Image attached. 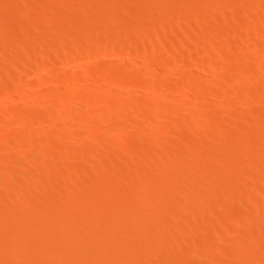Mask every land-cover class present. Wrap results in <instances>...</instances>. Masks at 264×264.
Wrapping results in <instances>:
<instances>
[{"label":"rangeland","instance_id":"rangeland-1","mask_svg":"<svg viewBox=\"0 0 264 264\" xmlns=\"http://www.w3.org/2000/svg\"><path fill=\"white\" fill-rule=\"evenodd\" d=\"M12 1V2H11ZM23 1V2H22ZM26 2V6L24 5L25 4V2ZM37 2V3H34V2ZM49 1V2H48ZM45 0V1H43V0H0V18H4L6 15H7V13L8 12H10L8 9H11L12 8V11H13V13L8 17V18H5V19H3V21H0V73L2 74H0V105H1V107H0V109L2 110L3 108H4V105H5V107H7L6 105L7 104H9L8 105V107L9 106H11L12 107V105L11 104H13V106L15 107V109H23V108H27V107H29L30 108V106H33L34 107V109H35V107L36 108H40L41 110H43V109H46L47 107H49V108H47V109H51L52 108V112H54V113H56L57 111H59V110H56L57 109V107H56V109H54L53 110V108L54 107H52V105H46V107H45V105H43L42 106V104H40V105H38L37 103V105L36 104H31L30 106H27L26 107V105H24V107H23V105H22V102L23 101H21V100H23L22 99V97L25 95V94H23V92H22V94H19L18 95V97H17V95L15 96V98L10 102V99H9V96H10V92H9V86L12 84L11 82H13L14 80H18V79H20V76H21V80L23 79V82L24 83H28V86L30 85V89L28 88H25L24 86H25V84H23L24 86L21 88V91L22 90H24V93H26V95H32L31 97L33 98H39V97H41L42 95H44L45 93L46 94H48V97H49V99L50 100H52V99H56V97L59 95V93L58 92H60V94H66V90H67V92L71 89V88H73L74 86L76 87V88H78L79 89V84L77 83V85H75L76 84V82L74 81V79H75V77L76 76H79V75H82V74H84L83 73V71L85 70L86 71V69L88 68V69H91V70H94V73H92V74H90L89 75V77H90V79H92V80H88V76H86L85 77V80L87 79L88 81L86 82V81H84L83 83H84V85H83V83H81L80 85V90L81 91H83L84 90V92H86V91H88L89 90V86L92 84L91 82H96L95 81V79H94V77H95V75L97 74V72H95L96 71V69H94V67H96V65L98 66V64H103V63H105V61H108V60H110V57L111 58H113V60L115 61V64L117 63V62H121V63H117L116 65L114 64V61H112L113 63H112V68L111 69H113V70H111L110 72H108V74L105 76L106 77V81H104V85H106V87H104L103 86V88L101 89V91H103V93H104V95H105V93H106V95H107V97H106V95H105V97H106V100L107 101H109L110 103L112 102V103H114V100H115V102H117V101H124V100H126V98L128 99V97H130L131 98V100H132V102L134 103V104H136V107H138L139 109H146L147 111H149L150 110V106H151V103H152V101L154 100V98H161V99H166V98H168V97H170L168 100H171L172 99V104H173V106H175V107H177V108H181V110L182 109H184V110H182V111H180L181 113L182 112H184V114H185V116L184 115H181V113L179 112L178 113V119L179 120H177V118H174V115L171 113V112H169L168 113V115L164 118V119H162V122L160 121L159 122V126L162 128V130H163V128H164V130L166 131H162V132H164V133H161V134H157V133H159L158 131H152V132H157L156 134H154V133H151V135H150V138H149V141H142L140 144L143 146L142 147V149L144 148V147H146L145 148V150H146V153L150 150L149 148H152L153 149V152H155V153H153L152 151H151V153H150V151H149V153H147V154H145V153H142V152H145V150L143 149V151H142V149L141 150H136V149H134L133 147H132V141L135 139L134 137H137V135H138V133L140 134V133H142L141 131H140V129L141 128H137V127H134V126H132V127H122V128H120L119 130H117V131H112L111 129H110V127H109V129L107 128L106 129V131H105V128H102L101 126H99V124L97 125V124H95V122L96 123H99V117L102 115V114H104L103 113V110L101 109V107L100 106H98V105H93V103L91 102V101H93V100H91L90 99V101L88 100V101H86L84 98L83 99H81V100H78V102H73L72 103V108H68L69 109V112L71 113L73 110H74V112H76V111H78V107H80V109L79 110H84V106L86 107V106H89V104L90 105H93V109H92V113L94 112V110H95V112L93 113V117H94V120H87V121H83V122H81V123H79L77 120H76V118H74V119H71V121H72V124H73V127L74 128H78V130L81 132L80 133V136L78 135V136H76V137H74V139H70L71 141L69 142V141H65L66 142V144H63L61 147H58V148H56L55 150H54V155H53V157L54 158H52V157H49L48 155H46V154H42V155H36V153L34 154L33 152H32V150H35V145L32 143V142H24V140H22V142L19 140L17 143H16V145H18V146H16L15 148L17 149V151H16V149L14 150L15 152H16V154H18L22 159H24V157L26 156V158L28 157L29 159H30V161L32 162V164L33 165H35V166H38L39 164H40V162L43 160V161H45V162H49V158L51 159V161H59V163L61 164V165H63V166H61V165H59L60 167L57 169V171H58V174H61L60 172L62 171V174H64V173H66L65 171H67L66 170V168H68V166H70L71 164H72V162H73V164H75V167H79V168H75V169H77V173L79 172L80 173V175L79 176H81L82 175V173H84V170L86 169V170H88L89 171V176H93V174L96 176V172H92V170H93V168L92 167H89V168H86L87 166H86V164H83V163H85V162H78V161H76V160H74V158H76V155L75 154H79L80 152H81V149L82 148H84V149H82V151H84L85 150V148L87 149L88 147H92V146H89V144L91 145L92 143L95 145V146H98V147H102L103 145H104V147H107V148H109L110 146V148H115L116 147V145H117V143H119L120 141H124L125 142V152H126V154L125 155H123L122 156V158H120L121 160L120 161H116V162H112V161H107V163L106 164H104L103 166H105L106 167V169H105V167H103V168H101V170L100 171H98L97 169H95L94 168V170L93 171H97V178L98 177H106L108 180H109V187H107V189L106 188H101V187H99V186H94V184L93 183H90V181H91V177H89V178H82V176L81 177H79L80 178V180H79V178H78V180H77V182H76V188H78V189H80L81 190V195L80 194H78L79 196H77L76 197V199H75V201L77 202V203H74L75 204V206L73 207V208H75V209H73L72 208V210H73V216L74 215H77V210L76 209H78V211H79V209H80V213L82 214V216H83V218L85 219V218H87V221L89 220L90 221V219H91V223H90V225L89 226H92V223H96V222H98L99 223V220H92L93 219V216H94V214L96 213V210L97 209H95V208H97L99 205H101V207H103L104 209H106L107 210V213L105 214V215H103V217H102V219H103V223L104 224H106V226H108L109 224H110V221H111V219L113 218L111 215H112V213H113V215H115V210H116V207H117V205L118 206H123L124 205V207H128L129 205H130V201H129V198H130V196H136L135 198H137V197H140V198H150V200L152 199L153 200V196H155V198H157L156 196H158V191L159 190H162V191H165L167 194L169 193V195H176L177 196V200L176 199H173V200H168L166 203H165V205H160V206H158V207H156V208H154V209H152L151 210V214H150V216L149 217H147V218H145V219H142V218H135L134 216H130V217H125V216H121L120 218H119V222H121L119 225H120V228L118 227V231H119V233L117 232V236H125V237H127L128 238V240H130V241H134V239H135V242H134V244L132 243V242H130L129 241V245H130V248L132 249V247H137V246H139V242H137V240L138 241H140V243L142 244L143 243V245H144V243H146V242H149V241H151L153 238H154V236H152L151 234V232L152 231H150L144 238H139V237H136L135 236V234H136V231H137V229L138 228H140L139 226H138V224L140 225V226H142L143 228H150V229H152L153 228V226H155L156 225V222L158 223L157 225L158 226H163V224H164V226L166 227L167 225H168V223H169V218H171L172 217V215L170 214V213H172V212H174V210L175 209H177V207H181L182 205H185V203L188 201V200H193L194 202L192 203V202H189V204L190 203H192V204H194L195 205V207L197 208V210H198V212L196 213L195 212V217L194 216H191V215H187V217H185L184 219H182L181 220V225H184V224H186V223H189V222H191L192 220H193V218H198L199 220L202 218V211L200 210V203H199V201H196V200H194L195 199V197L197 196V198L199 197V196H201V195H205V196H213V195H216V192H217V195H219V196H224V194L226 193V192H231L232 191V188H234L235 186H239L241 183H243V182H247V183H249L250 185H254V184H263V183H257L258 182V180L260 179V181L262 180V181H264L262 178H264V175L262 176V178H260V176H258L257 178H255V179H253V178H251V177H249V175H247V172L246 171H249V170H251L252 168H255L256 170H257V172H254L255 173V175H257L256 173H258V175L261 173V171H264V132H262L261 131V129H262V127L264 126V82H261L262 80L260 79V81L259 80H257L258 78H248V79H250V80H247L246 78V74L242 71V70H240V67L243 65L242 64V58H244V57H248V58H250L249 60H248V58H247V60H248V63H250V65L251 66H257L258 65V59L260 60V58H262L261 60H260V62L259 63H263L262 62V60L264 59V44L263 45H261V44H257V42L260 40V39H262V36H264V27L263 26H260L259 28V30L258 31H260V32H256V30L254 29V26H255V22H256V19L258 18V19H260V15L257 17V15L258 14H262L261 15V17L263 16L264 17V0H241L240 2H239V0H188V1H186V0H153L154 1V3H153V1L152 0H99V1H97V0H86V2L84 3L83 1H85V0H81L80 2H79V0ZM53 1H55V2H53ZM64 1V2H63ZM96 1V2H95ZM115 1V2H114ZM128 1V2H127ZM158 1H160V2H158ZM170 1V2H169ZM175 1V2H174ZM177 1V2H176ZM179 1H182V4H181V2H179ZM185 1H186V3H185ZM192 1V2H191ZM194 1V2H193ZM195 1H197V2H195ZM223 1V2H222ZM231 1V2H230ZM232 1H233V3H232ZM251 1V2H250ZM256 1V2H255ZM9 2V3H8ZM16 2V3H15ZM40 2H41V4H40ZM57 2V3H56ZM105 2H107V3H105ZM121 2V3H120ZM146 2H149V3H146ZM179 2V3H178ZM203 2H204V4H203ZM212 2V3H211ZM228 2H230L229 3V5H228ZM246 2V3H245ZM249 2H250V4H249ZM254 2V3H253ZM260 2V3H259ZM29 3V4H28ZM57 5H55V4ZM80 3H82V4H84V5H81ZM100 3V4H99ZM134 3V4H133ZM138 3V4H137ZM144 3V4H143ZM174 3V4H173ZM185 3V4H184ZM189 3V4H188ZM194 3V4H193ZM197 3V4H196ZM206 3V4H205ZM211 3V4H210ZM218 3L220 4V6H218ZM225 3V4H224ZM242 3V4H241ZM256 3V4H255ZM5 4V5H4ZM8 4V5H7ZM19 4V9L17 8V5ZM31 4V5H30ZM40 6H39V5ZM65 4H66V6H65ZM71 4V6H69ZM105 4V5H104ZM124 4H125V6H124ZM149 4V5H148ZM154 4V5H153ZM157 4L159 5V4H161V5H159V7L157 6ZM166 4V5H165ZM176 4V5H175ZM198 4H200V5H198ZM210 5V6H208V5ZM213 4H214V6L215 5H217V6H215V8H217V9H215V8H213L214 6H213ZM234 7H231V5ZM237 4V6H235ZM241 4V5H240ZM244 4V5H243ZM249 6H248V5ZM51 5V6H50ZM108 5V6H107ZM113 5H114V7H113ZM119 5V6H118ZM136 5V6H135ZM150 5H151V7H150ZM173 5V7H171ZM203 5V6H202ZM240 5V6H239ZM254 5V6H253ZM260 5V6H259ZM261 5H263V6H261ZM24 6V7H23ZM30 7L31 8V12L30 13H28V14H24L25 13V7ZM43 6V7H42ZM46 6V7H45ZM139 8H138V7ZM143 6V7H142ZM176 6V7H175ZM185 6H186V8H185ZM189 6V8H191V9H193L194 8V10H191V9H189V8H187ZM191 6V7H190ZM202 8H201V7ZM211 6H213V7H211ZM222 6H223V9H222ZM228 6H229V9L230 10H228ZM242 6H244V7H242ZM8 7H10V8H8ZM34 7H36V8H34ZM50 7V8H49ZM68 7H69V9H68ZM75 7V8H74ZM79 7V8H78ZM85 7H87V8H85ZM98 7H100V9L98 8ZM116 7H117V9H116ZM121 7H125L124 8V10H126L125 11V13H124V10H122L123 8H121ZM132 7V8H131ZM156 7H157V9L159 8L162 12H159L160 10L158 9V12H156L157 10H156ZM166 7V8H165ZM181 9H180V8ZM199 7V8H198ZM40 8V9H39ZM47 8H49V9H47ZM67 8V9H66ZM82 8H84L83 10H82ZM93 8L95 9L94 11H93ZM103 8V9H102ZM114 8V9H113ZM130 8V9H129ZM176 8V9H175ZM213 8V9H212ZM243 8H244V10H243ZM255 8V9H254ZM17 9V10H16ZM20 9H22V10H20ZM52 11H51V10ZM113 9V10H112ZM127 9H129L128 11H127ZM132 9V10H131ZM141 9V10H140ZM153 9V10H152ZM165 9V10H164ZM171 9V10H170ZM173 9V10H172ZM186 9V10H185ZM190 11H189V10ZM198 9V10H197ZM204 9V11H201V10H203ZM216 11H215V10ZM226 9V10H225ZM239 9V11H237ZM249 9V10H248ZM251 9L254 11H256L255 13L256 14H254V12L253 13H251ZM5 10V11H4ZM43 10H44V12H43ZM56 10H57V12H56ZM89 10V11H88ZM117 10V11H116ZM134 10H136V11H134ZM139 10V11H138ZM185 10V11H184ZM188 10V11H187ZM221 10L222 11H224V13L223 12H221ZM241 10V11H240ZM245 10H246V12L247 13H245ZM21 11L23 12L22 14H21V16H20V14L19 13H21ZM40 13H39V12ZM59 11V12H58ZM63 11V12H62ZM65 11V12H64ZM73 11V12H72ZM79 11H81V12H79ZM105 11V12H104ZM108 11V12H107ZM115 11V12H114ZM131 11H134V13L133 12H131ZM166 11V12H165ZM170 11V12H169ZM173 11V12H172ZM183 11L185 12V13H183ZM194 11H196V12H194ZM209 11V12H208ZM235 11V12H234ZM236 11H237V13H236ZM243 11V12H242ZM262 11V12H261ZM79 12V13H78ZM88 12H91V13H88ZM118 12H119V14H118ZM149 12V13H148ZM167 12H168V14H167ZM225 12H227L226 14H228V15H230V16H226L225 15ZM231 12V13H230ZM240 12V13H239ZM242 12V13H241ZM261 12V13H260ZM47 13V14H46ZM60 13V14H59ZM88 13V14H87ZM102 13V14H101ZM133 15H132V14ZM154 13H155V15H154ZM161 13V14H160ZM174 13V14H173ZM5 14V15H4ZM19 14V15H18ZM32 14V15H31ZM59 14V15H58ZM81 14V15H80ZM90 14V15H89ZM123 14V15H122ZM125 14V15H124ZM136 14V15H135ZM195 14V15H194ZM213 14V15H212ZM215 14V15H214ZM220 14V15H219ZM224 16V17H221L222 15ZM232 14V15H231ZM233 14H234V16H233ZM246 14V16H244ZM251 14H253V15H251ZM75 15L77 16V19H76V17H75ZM80 15V16H79ZM89 15V18L87 17ZM97 15H99V16H97ZM121 15V16H120ZM142 15V16H141ZM159 15V16H158ZM163 15V16H162ZM166 15H167V17H166ZM168 15H170V16H168ZM3 16V17H2ZM73 16V17H72ZM117 16V17H116ZM148 16V17H147ZM154 16V17H153ZM161 16V17H160ZM197 18H196V17ZM255 16V17H254ZM18 17V18H17ZM21 17V18H20ZM24 17V18H23ZM47 17H49V18H47ZM54 17V18H53ZM58 17V18H57ZM62 17H64V18H62ZM70 17V18H69ZM90 17H93V20H92V18H90ZM103 17V18H102ZM112 17V18H111ZM134 17L136 18V20L134 19ZM158 17V18H157ZM166 17V18H165ZM169 17V18H168ZM175 17H176V19H177V21H176V19H175ZM190 17V18H189ZM234 17V18H233ZM237 17V19L238 20H236L235 18ZM250 17H252V18H249ZM262 17V18H263ZM12 18V19H11ZM32 18V19H31ZM34 18V19H33ZM52 18H53V20H54V22H53V20H52ZM56 18V19H55ZM75 18V19H74ZM82 18H84V19H82ZM88 19V20H86V19ZM97 20H96V19ZM109 18H111L112 20H110ZM117 18V19H116ZM150 20H148V19ZM154 18V19H153ZM168 18V19H167ZM74 19V20H73ZM82 19V20H81ZM115 19V20H114ZM123 19H125V21H123ZM128 19V20H127ZM134 19V20H133ZM167 19V20H166ZM193 19V20H192ZM194 19H195V21H194ZM198 19V20H197ZM228 19H231V20H228ZM1 20V19H0ZM12 20H13V22H12ZM17 20V21H16ZM35 20V21H34ZM47 20L50 22V24H49V22H47ZM79 20H80V22H79ZM106 20V21H105ZM122 20V21H121ZM171 20V21H170ZM197 20V21H196ZM226 22V23H224V21ZM226 20H228V21H226ZM236 20V21H235ZM244 22H243V21ZM22 21V22H21ZM27 21L29 22V23H27ZM69 21V22H68ZM82 21V22H81ZM86 21L88 22L87 24H89V27H88V29H87V25H86ZM108 21V22H107ZM139 21H141V22H139ZM145 22V24H142L143 22ZM168 21V22H167ZM238 21L240 22V24L238 23ZM39 22V23H38ZM44 22V23H43ZM59 22L61 23V24H59ZM92 22V23H91ZM113 22V23H112ZM119 22H121V23H119ZM209 22V23H208ZM232 22V23H231ZM3 23H5V25L3 24ZM23 23H25V24H23ZM32 23V24H31ZM56 23V24H55ZM94 23H96V24H94ZM99 23V25H97ZM101 23V24H100ZM111 25H110V24ZM125 23V24H124ZM128 23H129V25H128ZM138 23V24H137ZM141 23V24H140ZM204 23V24H203ZM228 23V24H227ZM230 23V24H229ZM234 23V24H233ZM237 23V24H236ZM242 23V24H241ZM38 24V25H37ZM64 24V25H63ZM82 24H84L83 26H82ZM114 24H118V25H114ZM134 24V25H133ZM158 24H160V26H161V28H160V26L158 25ZM163 24H165L164 26H166V27H162V25ZM218 24V25H217ZM222 24V25H221ZM225 24V25H224ZM228 26H227V25ZM246 24V25H245ZM11 25V26H10ZM25 27H24V26ZM37 27V30H36V27ZM75 25V26H74ZM79 25V26H78ZM106 25H107V27H106ZM125 25V26H124ZM151 25V26H150ZM170 25V26H169ZM234 25V26H233ZM236 25L238 26V27H236ZM240 25V26H239ZM242 25H243V27H248V28H250L249 29V32H250V36H248V38L246 37L245 38V36H241V34H240V30H241V28H239V27H242ZM31 26V27H30ZM42 26V27H41ZM50 26L51 27H53V29H51L50 28ZM55 26V27H54ZM61 26V27H60ZM65 27V29H67V30H63L64 29V27ZM71 26V27H70ZM92 26V28H90ZM94 26H96V27H94ZM98 26V27H97ZM103 26V27H102ZM118 26V27H117ZM123 26V27H122ZM156 26V27H155ZM173 26V27H172ZM202 26V27H201ZM33 27H35V29L33 28ZM39 27V28H38ZM41 27V28H40ZM106 27V28H105ZM120 27V28H119ZM205 27H206V30H205ZM211 27V28H210ZM224 27V28H223ZM228 28V30L226 31L225 30V28ZM234 27V28H233ZM236 27V28H235ZM242 27V28H243ZM22 28V29H21ZM43 28V30H41ZM70 28V29H69ZM82 28V29H81ZM97 28V29H96ZM110 28V29H109ZM136 28V29H135ZM162 28H164V30L162 29ZM173 28V29H172ZM203 28V30L200 32V30ZM24 29V30H23ZM60 29V30H59ZM74 29V30H73ZM75 29H78V30H75ZM86 29V30H85ZM144 29V30H143ZM152 29H154V32L152 31ZM157 29V30H156ZM172 29V30H171ZM210 29V30H209ZM213 29V30H212ZM221 29V30H220ZM235 29L237 30V31H235ZM238 29H239V31H238ZM22 30V31H21ZM26 30V31H25ZM39 30V31H38ZM42 32H45V33H42ZM54 30V31H53ZM56 30V31H55ZM82 30V31H81ZM83 30H85V31H83ZM90 30V31H89ZM94 30V31H93ZM96 30V31H95ZM108 30V31H107ZM138 30V31H137ZM169 30H171V31H173L172 33L171 32H169ZM198 30V31H197ZM215 30V31H214ZM2 31V32H1ZM25 33H24V32ZM37 31V32H36ZM59 31H60V33H59ZM65 31V32H64ZM68 31H69V33H68ZM71 31V32H70ZM80 31V32H79ZM93 31V32H92ZM99 31V32H98ZM101 31V32H100ZM162 31H167L166 33H163ZM204 31V32H203ZM223 31V32H222ZM18 32H19V34H18ZM23 32V33H22ZM55 32V33H54ZM56 32H58V33H56ZM83 32H84V37L82 36L83 35ZM90 32V33H89ZM105 32V36H104V33ZM109 32H110V34H109ZM118 32H119V35H118ZM136 32V33H135ZM144 32V33H143ZM147 32V33H146ZM186 32V33H185ZM189 32V33H188ZM197 32H198V34H197ZM207 32H209V33H207ZM238 32V33H237ZM248 32V33H249ZM29 33V35H28V38H27V34ZM51 33V34H50ZM64 33V34H63ZM67 33V34H66ZM72 33V34H71ZM82 33V34H81ZM86 33H88V34H86ZM95 33H97V35H95ZM109 35H108V34ZM116 33V34H115ZM135 33V34H134ZM139 33V34H138ZM157 33V34H156ZM224 33V34H223ZM5 34H7V35H5ZM14 34V35H13ZM18 35V37H17V35ZM33 34H34V36H33ZM45 34H46V36H45ZM69 34V35H68ZM79 34V35H78ZM113 34V35H112ZM128 34V35H127ZM134 34V35H133ZM137 34V35H136ZM141 34V35H140ZM186 34H188L189 35V37L190 38H188L187 37V35ZM194 34L195 35H197V36H194ZM220 34V35H219ZM226 34V35H225ZM228 34V35H227ZM21 35V36H20ZM50 35H52V38H53V40H52V38L51 37H49ZM60 35V36H59ZM75 35V36H74ZM89 35V36H88ZM92 35V36H91ZM99 35V36H98ZM102 35V36H101ZM118 35V36H117ZM123 35V36H122ZM125 35V36H124ZM133 35V36H132ZM136 35V36H135ZM154 35H156V37L154 36ZM158 35V36H157ZM20 36V37H19ZM59 36V37H58ZM62 36V37H61ZM71 36V37H70ZM78 36V37H77ZM101 36V37H100ZM104 36V37H103ZM122 36V37H121ZM131 36V37H130ZM150 36H153V37H150ZM186 36V37H185ZM208 38H207V37ZM211 36H215L216 38H218L217 39V43H215V45H213L212 44V42L210 41L211 39H212V37ZM218 36V37H217ZM232 36H233V38H232ZM260 36V37H259ZM4 37V38H3ZM17 37V38H16ZM25 38V39H23L24 41L22 42V38ZM87 37V38H86ZM93 38V40H91L90 38ZM141 37V38H140ZM160 38V40H161V42H162V44H161V47H160V41H159V38ZM204 37V38H203ZM225 38V39H223V38ZM227 37V38H226ZM243 37V38H242ZM250 37V38H249ZM8 38V39H7ZM36 40H35V39ZM41 38H46V39H41ZM49 38V39H48ZM57 38V39H56ZM64 38V39H63ZM102 38V39H101ZM118 38V39H117ZM129 38V39H128ZM143 38V39H142ZM147 38V39H146ZM153 38H154V40H153ZM235 38V39H234ZM264 38V37H263ZM31 39H32V41H31ZM56 39V40H55ZM58 39H59V42H58ZM62 39V40H61ZM74 39V40H73ZM96 39V40H95ZM99 39V40H98ZM108 39H109V42H108ZM114 39V40H113ZM116 39V40H115ZM121 39V40H120ZM125 39L127 40L126 42H125ZM138 39V40H137ZM140 39V40H139ZM226 39H229L234 45H233V49H231L230 50V52H229V57H227V59H225L226 57L224 56H217V62L219 63L217 66H213L212 67V65H209V67H208V69H210L209 70V73H200V72H198L197 70H195L194 68H192L193 67V65H192V63H193V56H203L204 54V51H205V53L207 52V49H209V48H211V49H213V48H215L216 46H219L220 44H223L224 43V41L226 40ZM252 39V40H251ZM4 40V41H3ZM12 40V41H11ZM65 40V41H64ZM71 40H73V41H71ZM102 40V42H100ZM117 40H118V42H117ZM132 40H135V41H137V42H135V44L134 43H131L132 42ZM144 40H145V42H144ZM156 40H158V41H156ZM235 40V41H234ZM243 40H244V42H243ZM247 40H250L249 41V46L250 47H248L247 49L249 50H242L240 47H239V44H243V43H245V42H247ZM257 40V41H256ZM6 41V42H5ZM37 41H38V43H37ZM54 41H56V42H54ZM86 41H87V43H86ZM89 41H91V42H89ZM96 41H97V43H96ZM116 41V42H115ZM149 41V42H148ZM152 41L155 43V45H154V43L152 44ZM220 41V42H219ZM256 41V42H255ZM15 42V43H14ZM16 42H18V44H16ZM25 42V43H24ZM26 42H27V44H26ZM46 42H47V45H46ZM51 42H53V43H51ZM61 42V43H60ZM76 42V43H75ZM94 42V43H93ZM144 42V43H143ZM157 42H158V45H157ZM243 42V43H242ZM7 44V46H6V44ZM34 43V44H33ZM41 43V44H40ZM45 43V44H44ZM115 43V44H114ZM117 43V44H116ZM129 43H131V44H129ZM209 43V44H208ZM251 43V44H250ZM23 44V45H22ZM61 44H63V45H61ZM72 44H74L73 45V47H72ZM75 44L76 45H78L77 47H75ZM95 44V45H94ZM103 46H102V45ZM164 44V45H163ZM207 44V45H206ZM236 44V45H235ZM11 45V46H10ZM71 45V46H70ZM100 47H99V46ZM104 45H106V46H108V48L106 47V46H104ZM111 45H113V46H111ZM143 45H144V48H143ZM148 46L147 47V49H146V46ZM150 45H154L155 46V49H151L150 48ZM176 45V46H175ZM213 45V46H212ZM19 46V47H18ZM26 46V47H25ZM32 46V47H31ZM62 46V47H61ZM82 46H84V47H82ZM157 46H159V48L157 47ZM205 46V47H204ZM7 48V50H6V48ZM13 47V48H12ZM34 47V48H33ZM69 47V48H68ZM167 47H169V48H167ZM174 47V48H173ZM177 47V48H176ZM29 48V49H28ZM101 51L102 50V52H105V50H106V53H102V52H100V54H97V55H93L92 54V56H89V55H91L90 53H88V52H86V51H88V50H93V49H95V52L96 51H99L98 49ZM103 48H105V49H103ZM143 48V49H142ZM166 48V49H165ZM237 48H239V49H237ZM250 48V49H249ZM15 49H16V51H15ZM36 51H35V50ZM77 49H79V50H77ZM175 49V50H174ZM178 49V50H177ZM154 50H155V52H154ZM165 50V51H164ZM243 52H242V51ZM2 51V52H1ZM8 51H10V52H8ZM34 51V52H33ZM169 51H170V53H172V54H170L169 53ZM174 51V52H173ZM26 52L28 53V57H29V59H28V57H26ZM247 52V53H246ZM2 53V54H1ZM25 53V54H24ZM34 53V54H33ZM169 53V54H168ZM31 54V55H30ZM88 54V55H87ZM230 54H232V56H233V58H232V56L230 57ZM11 55V56H10ZM52 55V56H51ZM113 57H112V56ZM159 57H158V56ZM172 55V56H171ZM193 55V56H192ZM245 55H247V56H245ZM7 56V57H6ZM47 56L49 57V58H47ZM155 56H156V58H155ZM160 56H161V58H160ZM163 56V57H162ZM199 56V57H200ZM35 57V58H34ZM44 57V58H43ZM116 57V58H115ZM123 58L122 59V61L125 59L126 61L125 62H127V64L125 63V62H122L121 60H120V58ZM125 57V58H124ZM168 57V58H167ZM172 57V58H171ZM242 57V58H241ZM143 58H144V60H143ZM164 58V59H163ZM228 58L230 59V60H228ZM2 59H4L5 60V62L2 60ZM13 59V60H12ZM23 59V60H22ZM117 59H119V60H117ZM128 59H129V61H128ZM161 59V60H160ZM232 59V60H231ZM131 60V61H130ZM142 60L144 61V62H142ZM146 60V61H145ZM152 60H157L156 62L157 63H161L162 62V60H163V62H164V60H172V62H173V68L170 70V74L169 73H164L162 76L161 75H159L160 76V78L162 77V78H166V81H165V79H163V85H166V88H165V90L163 91V92H161V91H159L160 90V88H155L154 89V87L156 86V85H158V86H160V85H162L161 84V79L160 78H158L157 79V81H156V85L155 86H153V89L156 91V92H154V90H153V92H152V90H151V94H149V92L148 91H146L145 90V83L143 82L142 84L140 83L139 85H136V87H134L133 85H116L114 88L113 87H110V85L112 84H107L108 82H110V80H111V82H113V79H115V80H118L117 78L120 76V73H121V71H122V68L123 69H125V68H129L132 64V66L130 67L131 69H128V70H132V71H135V70H137V71H141V72H145L144 74H145V77L147 76V74H148V76H151V74L153 75L154 74V72H159V71H157V69H153V66H152ZM229 62H228V61ZM244 60H245V58H244ZM243 60V61H244ZM246 60V61H247ZM12 63V64H14V65H12L10 62ZM148 61H150V62H148ZM258 61V62H257ZM130 62V63H129ZM141 62H142V64H141ZM239 62H240V64H239ZM47 65H46V64ZM124 63V64H123ZM132 63V64H131ZM135 63V64H134ZM140 63V65H139V67L141 68H139L138 67V65L137 64H139ZM231 63V64H230ZM42 64V65H41ZM121 64V65H120ZM131 64V65H130ZM162 64V63H161ZM228 64H230V66L228 67ZM235 64V65H234ZM11 65V66H10ZM113 65H114V68H113ZM117 65H118V69L116 68L117 67ZM129 66V67H126V66ZM192 65V66H191ZM219 65H221L220 67H219ZM237 65H239V66H237ZM13 66H14V68H13ZM41 66V67H40ZM94 66V67H93ZM110 66V67H111ZM138 68H137V67ZM190 66V67H189ZM225 66H227V67H225ZM259 66H261V65H259ZM258 66V67H259ZM3 67H5V68H3ZM8 67V68H7ZM122 67V68H121ZM134 68V70H133V68ZM232 67V68H231ZM17 68H19V69H17ZM28 68V69H27ZM37 70V72H35L34 70L35 69ZM97 68V67H96ZM115 68H116V71H114L115 70ZM23 69V70H22ZM193 71H192V70ZM215 69V70H214ZM13 70H16V71H13ZM19 70H20V72H19ZM119 70V71H118ZM219 70V71H218ZM26 71V72H25ZM118 71V72H117ZM172 71L174 72V73H172ZM192 71L193 73H194V75H192L191 76V74L192 73H190V72ZM194 71H196V72H194ZM218 71V72H217ZM5 72H6V74H5ZM7 72H8V74H7ZM12 72H15V73H12ZM22 72V73H21ZM113 72H115L116 74H114L113 75ZM120 72V73H119ZM141 72H139V73H141ZM178 72V73H177ZM213 72V73H212ZM220 73V75L222 76L221 77V81L219 80H216L217 82H214L215 80H214V75L215 74H217V73ZM4 73V74H3ZM49 73H50V77H51V74H52V76H53V78L51 77V79H50V82L48 81V82H46L45 83V80L44 79H46V78H49ZM82 73V74H81ZM117 73H119L118 74V77H117ZM181 73V74H180ZM190 74V77H189V75H187V77L188 78H190V81H188L187 82V77H186V74ZM112 74V75H111ZM143 74V73H142ZM172 74H174V76H172ZM177 76H176V75ZM179 74V75H178ZM6 75H8V76H6ZM13 75V76H12ZM92 75L94 76V77H92ZM141 75V74H140ZM181 75H182V77L184 78H180L181 77ZM212 77H211V76ZM11 76V77H10ZM17 76V77H16ZM19 76V77H18ZM24 76H26V77H24ZM42 76V77H41ZM75 76V77H74ZM144 76V75H143ZM147 76V78L149 79V77ZM170 76H172V77H170ZM6 77H8V78H6ZM72 77H74V78H72ZM109 77V78H108ZM112 77H113V79H112ZM178 77V78H177ZM193 77H195L194 79H193ZM11 78H13L14 80H9V79H11ZM44 78V79H43ZM168 78H169V80H168ZM176 78V79H175ZM2 79V80H1ZM6 80V82H5V80ZM43 80V82H42V80ZM71 79V80H70ZM160 79V80H159ZM187 79V80H186ZM193 81H195V79H199L198 81H195V82H198V83H200V84H202L201 86H199V88H197V92L200 90V92H198L199 93V96L200 97H198V98H201V101H203L205 104H206V106L208 107H210V108H207L206 106L204 107L206 110H204V111H206L205 112V114H203V110L201 109L200 110V108L199 107H197L196 106V108L194 107H192V104H195V102L198 100L199 101V99L197 98V100H196V97H195V95H193V94H189L188 92H185L184 91V89H183V85H185V84H187V83H189V82H191L192 80ZM211 79V80H210ZM73 80V82H71ZM168 80V81H167ZM182 80H183V82H182ZM212 80H214V81H212ZM256 80V81H255ZM1 81H3V82H1ZM27 81V82H26ZM52 81V82H51ZM209 81L210 82H213V83H215L214 84V86H211V87H215V90L213 91L215 94H217V96H219V97H221L220 95H222V93H225V89H227V90H229V91H231L232 90V88H233V85H234V87H239V89H240V91H239V93H236V94H233V95H230V97H228V99H229V103L226 101V98H219V97H215V96H213L212 94H214L212 91H210V90H208V88H206L203 84H206V83H209ZM251 82L252 81V84H250L249 83V88H248V90L247 89H244V87H243V85H244V83L245 82ZM75 82V83H74ZM158 82H160V83H158ZM187 82V83H186ZM206 82V83H205ZM261 82V83H260ZM51 83V84H50ZM228 83V84H227ZM90 84V85H89ZM96 84V83H95ZM94 84V85H95ZM216 84H220V85H217V88H216ZM226 84V85H225ZM229 84H230V86H229ZM238 84V85H237ZM261 84V85H260ZM41 85V86H40ZM71 87H70V86ZM98 83L95 85V86H97L98 87ZM255 85V86H254ZM132 86V87H131ZM141 86V87H140ZM179 86L182 88V89H180L179 88ZM257 86H259V87H257ZM3 87V88H2ZM7 87H8V89H7ZM70 87V88H69ZM96 87V88H97ZM210 87V88H211ZM253 87V88H252ZM45 88V89H44ZM47 88H50V90L52 91V94H51V92H48L49 91V89H47ZM143 88H144V90H145V92H148L147 94H145V92L143 91ZM223 88H224V90H223ZM230 88V89H229ZM5 89H7V90H5ZM45 91H44V90ZM109 89V90H108ZM111 89V90H110ZM159 91H157V90ZM256 89H258V90H256ZM43 90V91H42ZM86 90V91H85ZM98 90V89H97ZM106 90V91H105ZM113 90V91H112ZM211 90H213L212 88H211ZM245 90H247V91H245ZM252 90H255L256 92H252ZM62 91H63V93H62ZM207 93H206V92ZM209 91V92H208ZM243 93H242V92ZM5 92H6V94H5ZM9 92V93H8ZM65 92V93H64ZM138 92L140 93V94H142V96L141 95H139L138 94ZM211 92V93H210ZM217 92V93H216ZM247 92H248V95H247ZM56 93H58V94H56ZM135 93V94H134ZM197 93V94H198ZM221 93V94H220ZM3 94V95H2ZM109 94V95H108ZM139 96H138V95ZM144 94H145V96H144ZM207 94V95H206ZM1 95H2V97H1ZM34 95V96H33ZM128 95V96H127ZM135 95H137V96H135ZM159 95V96H158ZM160 95H162V97L160 96ZM173 95H174V97H173ZM208 95L210 96V97H208ZM235 95V96H234ZM240 95V96H239ZM246 95H247V97H250V99H251V96H254V99H249V100H247V101H245V98H246ZM131 96H133V97H131ZM136 98H135V97ZM197 96V95H196ZM204 96H205V98H204ZM231 96H233V97H235V98H231ZM8 97V98H7ZM11 97V96H10ZM142 98V99H140V98ZM164 97V98H163ZM194 97V98H193ZM208 97V98H207ZM244 97V98H243ZM257 97H261V99L260 98H257ZM52 98V99H51ZM139 98V99H138ZM204 98V99H203ZM218 98V99H217ZM253 98V97H252ZM257 98V99H256ZM135 99H137V102L139 101H143V99H144V103L142 104V102H138V104H140V106L138 105L137 106V103H135L136 101H135ZM151 99H152V101H151ZM179 100V101H175V100ZM196 101H195V100ZM227 99V100H228ZM231 99H232V101H234V99H235V101L234 102H232L231 101ZM260 99V100H259ZM84 100H85V102H84ZM130 100V101H131ZM180 100H181V102L184 104H182L181 102H180ZM187 102H186V101ZM254 102H253V101ZM259 100V101H258ZM145 101H146V105H145ZM191 101V102H190ZM241 101V102H240ZM252 101V102H251ZM255 101H256V103H255ZM87 102H89V103H87ZM151 102V103H150ZM177 103V105H176V103ZM180 102V103H179ZM184 102H186V103H184ZM200 102V101H199ZM246 102V103H245ZM250 102V103H249ZM260 102V103H259ZM6 103V104H5ZM111 103V104H112ZM148 103V104H147ZM179 103V104H178ZM190 103V104H189ZM192 103V104H191ZM233 103H236V104H233ZM238 103V104H237ZM242 103H243V106H242ZM248 103V104H247ZM254 103V104H253ZM259 103V104H258ZM23 104H24V102H23ZM186 104V105H185ZM212 104H214V105H212ZM226 104V105H225ZM244 104H246V106L247 107H249V104H252L256 109H255V112H253V111H251V109H249V108H247L246 106H244ZM256 104V105H255ZM263 104V105H262ZM18 107H16V106ZM148 105H150V106H148ZM181 105H183V107L181 106ZM188 105V106H187ZM216 105V106H215ZM232 105V106H231ZM234 105V106H233ZM242 107H241V106ZM83 106V107H82ZM144 106V107H143ZM187 107V109H186V107ZM215 106V107H214ZM223 107V109H222V111L220 110V107ZM225 106H227V108H228V112L231 114V117L230 116H227L226 118H224L218 125H216L215 126V123H216V118H219V117H221V114H220V111H221V113H223L224 112V110L225 109H227ZM230 106H231V108L234 110V112H236V111H238L241 115L240 116H235V113L232 111V109L230 108ZM236 106V107H235ZM261 106V107H260ZM3 107V108H2ZM20 107H23V108H20ZM33 107H31L32 109H33ZM193 108L194 109V111H192L193 113H194V116H192V112L189 110L190 108ZM212 107L213 108H215V109H212ZM87 108V107H86ZM86 108H85V111H86ZM191 108V109H192ZM240 108V109H239ZM261 108V109H260ZM40 109H36V111H40ZM211 109V110H210ZM185 110H188L189 112H187V114H186V112H185ZM242 110V111H241ZM219 111V112H218ZM247 111H251L252 112V114H251V118H252V120L253 121H248V120H246V118H244V116H245V113L247 112ZM258 111V112H257ZM257 112V113H256ZM263 112V113H262ZM96 113V114H95ZM106 113V115H109V117H110V121L111 120H113V118H115V117H122V115L124 114V112H123V110H118V111H116V110H110L109 112H105ZM189 113V114H188ZM191 113V114H190ZM202 113V114H201ZM207 113V114H206ZM216 113V114H215ZM0 114H1V111H0ZM220 114V115H219ZM96 117H95V116ZM111 115H112V117H111ZM118 115V116H117ZM177 115V114H176ZM180 115H181V118H180ZM188 115V116H187ZM198 117H197V116ZM261 115V116H260ZM192 116V117H191ZM223 116V115H222ZM39 116L37 115H35L34 117H32L29 121H28V123L27 124H23V123H15L14 125L12 124L11 125V127H7L8 129H7V131L9 132V133H14V134H16V135H19V136H22L23 135V133L25 134V132H29V131H31V133L33 132V130H34V132H37V131H43L44 130V132H42V134L39 136V138L40 139H45V137L48 135H50V136H54V135H56V132L58 131L59 132V130H60V132L61 131H65V124H66V120H64V119H61V120H59L58 122H59V124L58 125H60V126H51V127H48V126H45V125H43V123H41V121H40V119L38 118ZM235 117V118H234ZM190 120H189V119ZM194 118H196V120L194 119ZM199 118H200V120H199ZM175 119V120H174ZM188 120V121H191V120H193V122H191V123H197V125L198 126H200L201 127V123H202V129L204 130V131H206L205 132V134H207V135H205L206 136V140L204 139V143H203V145L201 144V146H199L200 148V150H202L203 152H204V155L205 156H203V158L204 159H202V158H200V161H199V169H200V171L202 170V173H203V175L204 174H206V175H208V173L211 171V169L212 168H214V167H224V165H225V162L227 163V162H229L231 159H234V158H237L238 156H237V154H241L242 156H240V158H241V162L239 163V165H237V166H235V168L233 169V172L232 173H223V172H219L218 173V175H217V177L219 176V178H218V181L221 179V181H219V182H217L216 183V185L214 186V184H204V185H201L200 187H201V189H200V191H198L199 190V188L200 187H198L197 189H190L189 187H186V186H184V185H182L181 183H178V185L176 186V185H173L175 182H173V183H168V184H166V180H167V178H168V176H169V172H167V171H164V170H156V172H155V169H153V170H151V171H148V172H144V173H141L139 170H133V168L135 167V166H138L137 164H140V163H142L144 160H150L151 159V161L152 162H160L162 159H165V160H167L168 162H170V163H172V164H175V166H176V164L178 163V162H181V163H178V164H180L182 167H183V171H184V173H188L189 172V170L191 171V170H193L194 169V164H192V162H193V160H190L187 156H182L181 154H179V152L178 151H173L172 149L174 148V147H177L176 149H178V144H182V145H185L186 143L184 142L185 140L184 139H186V138H181V134H183L184 133V130H186V128H187V121L186 120ZM145 120L146 119H140L139 118V123L142 125L143 124V126L145 125V127L147 126V123H148V126H149V124L151 125V123H149V121L150 120H147V122H146V124H145ZM176 120H177V123L178 124H180L181 123V125H179L180 126V128H182V129H180L179 128V126H178V124L176 123ZM251 120V119H250ZM73 121H74V123H73ZM75 121H77V122H75ZM94 121V122H93ZM175 121V122H174ZM180 123H179V122ZM199 121H201V122H199ZM244 121V122H243ZM142 122V123H141ZM228 122V123H227ZM247 122L248 123H250V124H252V126H251V128H247L246 127V125H247ZM76 123V124H75ZM161 123V124H160ZM174 123H176V124H174ZM226 123V124H225ZM186 124V125H185ZM205 124V125H204ZM237 124V125H236ZM177 126V128H176V126ZM186 126V127H183V126ZM209 125V126H208ZM220 125V126H219ZM235 125V126H234ZM67 126V125H66ZM138 126H140V125H138ZM147 126V127H148ZM174 126V127H173ZM218 126V127H217ZM253 126H254V128H253ZM260 126V127H259ZM13 127V128H12ZM99 127V128H98ZM101 127V128H100ZM152 127V125L150 126V128ZM10 128V129H9ZM43 128H45V129H43ZM47 128V129H46ZM56 128H57V130H56ZM64 128V129H63ZM169 128H170V130H169ZM219 128V129H218ZM238 128V129H237ZM87 129H89V130H87ZM139 129V130H138ZM181 130V132H180V130ZM221 129V130H220ZM223 129V130H222ZM16 131V132H12V131ZM24 130H26V131H24ZM152 130H155L154 129V127L152 128ZM218 130H219V132H218ZM52 131V132H51ZM86 131H88V132H92L91 134L93 135L94 133V135H96L97 136V138H96V136H94V139L92 138V139H89L88 140V137H85L84 138V134H83V132H86ZM182 131H183V133H182ZM19 132V133H18ZM21 132V133H20ZM57 132V133H58ZM60 132L55 136L56 138H58V139H61L62 137V135L60 134ZM211 132L213 133L214 132V134H211ZM47 133V134H46ZM54 133V134H53ZM104 133V134H103ZM203 133V132H202ZM263 133V134H262ZM52 134V135H51ZM63 134V133H62ZM45 135V136H44ZM59 135V136H58ZM101 135V136H100ZM104 135H106V136H104ZM132 135H134L133 137H132ZM161 135V136H160ZM81 136H83V137H81ZM104 136V137H103ZM151 136H154V137H151ZM158 136H160V137H158ZM211 138V139H209V137ZM219 136V137H218ZM221 136V137H220ZM231 136H232V138H231ZM263 138H262V137ZM129 137V138H128ZM158 137V138H157ZM193 137H194V134H191L190 136H188V138L186 139V142L188 141V142H190L189 141V139L191 138V139H193ZM213 137V138H212ZM239 137V138H238ZM103 138V139H102ZM106 140H105V139ZM107 138H108V140H107ZM122 138V139H121ZM177 138H179V139H177ZM244 138V139H243ZM77 139V140H76ZM98 139H100L99 141H98ZM114 139V140H113ZM151 139H152V141H151ZM159 139V140H158ZM165 139V140H164ZM190 139V140H191ZM213 139V140H212ZM226 139V140H225ZM236 139V140H235ZM92 140H94V141H92ZM95 140H97L98 141V143L99 144H97V141H95ZM106 141V142H101V141ZM119 140V141H118ZM163 140H164V145L165 146H168V147H170L172 144V149H171V147H170V150H172L173 152H170V151H168V153H167V155H166V153H164V154H161V153H158V152H156L155 150H157L159 147L158 146H160L159 144L160 143H163ZM228 140V141H227ZM239 140H240V143H239ZM245 142H244V141ZM263 140V141H262ZM110 141V142H109ZM112 141V142H111ZM159 143H158V142ZM160 141H162V142H160ZM166 141H168L169 142V144H168V142H167V144H166ZM179 141H182V142H179ZM192 141V140H191ZM209 141V142H208ZM224 143V144H227V143H229V144H231V149H233V148H235V145H236V147H239L237 150L238 151H236V150H230V153L229 154H226V153H220V154H218L217 156H212L211 154H209V152H211V149H212V147L215 145V143L217 142V143H222V142ZM226 141V142H225ZM70 144H69V143ZM94 142H96V143H94ZM102 144H101V143ZM114 142V143H113ZM129 142V143H128ZM146 142V143H145ZM233 142V143H232ZM2 143V142H1ZM111 143H112V145H111ZM158 145V146H156V144ZM174 143H176V144H174ZM213 143V146L211 145ZM236 143H239V145H241V146H237V144ZM92 144V145H93ZM107 146H106V145ZM113 144H115V145H113ZM207 144V145H206ZM244 144H245V146H244ZM248 144V145H247ZM263 146H262V145ZM66 147H65V146ZM68 145V146H67ZM100 145V146H99ZM127 146H131L132 147V149H131V147H127ZM204 146V147H203ZM232 146H233V148H232ZM9 147H10V144H8V143H6V144H4V143H2V147H1V149H0V158L1 159H3V158H6L10 153L8 152V151H10V149H9ZM64 147V148H63ZM76 147V148H75ZM156 147V148H155ZM203 147V148H202ZM209 147V148H208ZM243 147H245V148H243ZM8 148V149H7ZM34 148V149H33ZM75 148V149H74ZM78 148H80V150H78ZM211 148V149H210ZM74 149V150H73ZM127 149H129V150H127ZM149 149V150H148ZM151 149V150H152ZM176 149H174V150H176ZM205 149V150H204ZM71 150V151H70ZM75 150H76V152H75ZM137 152H136V151ZM248 152H247V151ZM70 151V152H69ZM73 151V152H72ZM32 152V153H31ZM69 152V153H68ZM170 152V153H169ZM176 152V153H175ZM25 153H27V154H25ZM57 153V154H56ZM66 153H67V155H66ZM177 153H178V155H177ZM237 153V154H236ZM21 154H23V155H21ZM58 154H59V156H58ZM62 154H65V156L64 155H62ZM71 154H72V156H71ZM151 154H152V156H151ZM155 154V155H154ZM173 154V155H172ZM175 154V155H174ZM57 155V156H56ZM146 155H148V156H146ZM167 157H166V156ZM177 155V156H176ZM62 156V157H61ZM69 156V157H68ZM126 156V157H125ZM128 156V157H127ZM161 156H163V157H161ZM168 156H171V157H169L168 158ZM208 156V157H207ZM219 156H221V157H219ZM223 156V157H222ZM237 156V157H236ZM263 156V157H262ZM32 157H34V158H32ZM40 157V158H39ZM46 157V158H45ZM141 157V158H140ZM161 157V158H160ZM228 157V158H227ZM27 158V159H28ZM56 158H58V159H56ZM61 158H63V160L61 159ZM143 158H145V159H143ZM172 158V159H171ZM217 158V159H216ZM226 158V159H225ZM68 159H70V161L68 160ZM72 159V160H71ZM131 159V160H130ZM143 161H142V160ZM222 159V160H221ZM250 161H249V160ZM47 160V161H46ZM61 160H62V162H61ZM65 160H67V161H65ZM159 160V161H158ZM175 160H176V162H175ZM204 160V161H203ZM208 160H210V161H208ZM214 162H213V161ZM244 160V161H243ZM257 160V161H256ZM38 161H39V163H38ZM75 161L77 162V163H75ZM140 161V162H139ZM224 161V162H223ZM136 162V163H135ZM138 162V163H137ZM188 162V163H187ZM200 162L202 163V165H200ZM253 162V163H252ZM37 163V164H36ZM58 163V164H59ZM108 163H110L113 167H111V166H109V164ZM113 163H115V164H113ZM118 163V164H117ZM135 163V164H134ZM191 163V164H190ZM208 163V164H207ZM214 163V164H213ZM222 163V164H221ZM17 164H19L20 165V163H17ZM64 164L66 165V164H68V166L66 165V166H64ZM72 164V165H73ZM77 164H78V166H77ZM206 164V165H205ZM224 164V165H223ZM244 165V167H243V165ZM81 165V166H80ZM119 165V166H118ZM121 165H122V167H121ZM134 165V166H133ZM187 165H192V166H189V168L187 167ZM210 165V166H209ZM217 165V166H216ZM251 165V166H250ZM253 165H255L256 167H254ZM258 165V166H257ZM15 166H16V164H15ZM14 166V168H15V170L17 171V168H18V170L20 169L19 167H15ZM116 166V167H115ZM118 166V167H117ZM180 166V167H181ZM248 166V167H247ZM20 167H23L22 166V164H21V166ZM66 167V168H65ZM82 167V168H81ZM85 167V168H84ZM120 167V168H119ZM201 167H203V168H201ZM258 167V168H257ZM64 168V169H63ZM100 168H98V169H100ZM187 168V171L185 170ZM192 168V169H191ZM241 168V169H240ZM60 169V170H59ZM90 169H91V171H90ZM210 169V170H209ZM249 169V170H248ZM260 169V170H259ZM262 169V170H261ZM20 170H22V169H20ZM24 170H26L25 169V167L23 168V170L21 171V172H23ZM79 170V171H78ZM85 170V171H86ZM129 170V171H128ZM254 170V169H253ZM258 170L260 171V172H258ZM60 171V172H59ZM104 171V172H103ZM152 171H154V172H152ZM176 171V170H175ZM21 172H19L18 171V173H16V175L14 174L13 176H16V177H13L12 176V174L10 175V173H9V175L8 174H6V175H4V177H2V183H0V196L1 197H3L6 201H8V199H9V201L11 200L10 198H9V196L10 197H12V200H13V202H15V204L17 205V209L18 210H20L19 212L22 214V215H24L25 213L27 214V216H26V214L24 215L25 216V218H27V219H31L32 218V220H29V222H27V221H25L24 223H25V227H27V226H30L32 223V225H35V224H37V221H38V223H41V221L42 220H40V218H37V216L36 215H38L39 217H40V215H39V212L42 210V208L43 207H45L46 205L44 204V202H43V200L41 201V202H39L40 201V199L37 197L36 199H35V203H33V206L31 205V204H29V203H27V204H24L25 203V200H26V198H27V194H28V190H27V187H26V182L28 181V175L25 177V175H26V173L25 172H23V175H22V173ZM52 172V173H51ZM98 172H99V174H101L102 173V175L100 176L99 174H98ZM128 172V173H127ZM132 173V174H130L132 177H131V179L133 178V181L132 180H126L125 179V184H124V180H122L120 183H119V189H118V192L115 190V186L114 185H116V182H117V180H118V178H119V176L120 177H122V175H123V178L125 177V178H127V176H128V174L129 173ZM192 172L193 171H191V172H189L188 174H187V176H191V174H192ZM206 172V173H205ZM47 173V174H46ZM51 173V174H50ZM126 173V174H125ZM165 173V174H164ZM168 173V174H167ZM241 173H242V176H243V178H242V176H241ZM246 173V174H245ZM21 174V175H20ZM52 174H53V171H43V172H41L40 173V178H39V180H40V182L41 183H47V182H49V180L52 178ZM122 174V175H121ZM158 174V175H157ZM227 174V175H226ZM239 174V175H238ZM245 174V175H244ZM126 175V176H125ZM156 175V176H155ZM186 175V174H185ZM185 175H184V177H185ZM232 175V176H231ZM233 175H235V176H233ZM12 176V177H11ZM43 176V177H42ZM46 176H47V178H46ZM108 176V177H107ZM152 176H155V177H158V178H161L159 181H155L153 178H152ZM160 176V177H159ZM162 176V177H161ZM5 177H7V178H5ZM20 177V178H19ZM117 177V178H116ZM134 177H136V178H138V180L136 179V178H134ZM151 177V178H150ZM167 177V178H166ZM239 177V178H238ZM8 178H10L9 179V181H8ZM12 178H13V180H12ZM26 178V179H25ZM43 178V179H42ZM112 178V179H111ZM164 178V179H163ZM240 178H241V180H240ZM250 178V179H249ZM17 179H19V180H17ZM82 179V180H81ZM88 179V180H87ZM153 180V184L155 185V183H156V185L155 186H158V187H155L154 189H152V191L155 193V191L157 192V193H155V194H151V192L149 191V190H144L143 192H137L136 190H135V184L139 181H141V180ZM4 180H6V181H4ZM48 180V181H47ZM116 180V181H115ZM225 180V181H224ZM232 180H233V182H232ZM8 181V182H7ZM15 181V182H14ZM20 181H22V183H19ZM83 181V182H82ZM130 181V182H129ZM135 181H136V183H135ZM226 181H227V183H226ZM235 181H236V183H235ZM238 181V182H237ZM253 181V182H252ZM12 182H14V183H12ZM164 182H165V184H164ZM229 182H231V185L229 184ZM5 183H7L6 185H5ZM10 183V184H9ZM18 183H19V185L21 184L22 186H23V183L25 184V186H23L24 188V190H22V192L20 191V192H14L13 190L17 187V185H18ZM84 183V184H83ZM115 183V184H114ZM130 183V184H129ZM222 184V185H220V184ZM235 183V184H234ZM13 186H12V185ZM228 184V185H227ZM8 185V186H7ZM16 185V187H14ZM18 185V186H19ZM168 185V186H167ZM171 185V186H170ZM179 185H181L183 188H180V186ZM220 185V186H219ZM226 185V186H225ZM230 185V186H229ZM111 186V187H110ZM161 186V187H160ZM167 186V187H166ZM203 186H204V188H206V190L205 189H203ZM214 186V187H213ZM217 186V187H216ZM7 187H9V188H7ZM92 189H91V188ZM122 187V188H121ZM124 187V188H123ZM131 187V188H130ZM164 187V188H163ZM170 187V188H169ZM176 187V188H175ZM220 187H222V188H220ZM112 188V189H111ZM169 188V189H168ZM173 188V189H172ZM175 188V189H174ZM211 188V189H210ZM214 188V189H213ZM262 188L264 189V185H262ZM90 189V190H89ZM99 189H102V190H99ZM106 189V190H105ZM114 189V190H113ZM122 189V190H121ZM187 189V190H186ZM215 189H217L216 191H214ZM222 189V190H221ZM226 189V190H225ZM229 189V190H228ZM85 190V191H84ZM87 190V191H86ZM128 190L130 191L129 192V194H128ZM193 190V191H192ZM221 190V191H220ZM224 190V191H223ZM228 190V191H227ZM62 191L65 193V192H67L68 191V189H66V188H64V190L62 189ZM62 191L61 192H59L58 191V189H54V191H53V193H52V191L51 190H49V192H50V195H52V196H50L49 195V198L47 199V200H50V199H52L53 198V200H50L51 201V203H49L48 205L50 206V208L51 207H54V208H51V210H52V212H53V214H54V211H55V207L57 208L58 206H60V205H58L59 204V201H57L59 198H60V196L62 195L61 193H62ZM93 191V192H92ZM134 191V192H133ZM172 191V192H171ZM207 191V192H206ZM219 191H220V193H219ZM248 191V190H247ZM246 190H242V192L240 193L239 192V194L241 195L242 194V196H239L238 195V197H237V199L239 198H241V199H243L244 201H245V199H247V195H250V193L249 192H247ZM12 192H14V193H12ZM85 192H91V194L93 195V197L91 196V194L90 195H87ZM108 192V193H107ZM117 194H116V193ZM124 192V193H123ZM132 192V193H131ZM136 192V194H134ZM150 192V193H149ZM179 192H180V194H179ZM183 192V193H182ZM201 192V193H200ZM214 192V193H213ZM16 193V194H15ZM21 193V194H20ZM100 193V194H99ZM110 193V196H107L108 194ZM139 193V194H138ZM148 193V194H147ZM171 193V194H170ZM190 193H191V195H190ZM196 193V194H195ZM224 193V194H223ZM249 193V194H248ZM4 194V195H3ZM10 194V195H9ZM23 194V195H22ZM58 194H60V195H58ZM84 194V195H83ZM96 194H97V196H96ZM105 194V195H104ZM107 194V195H106ZM125 194V195H124ZM190 195V196H187V195ZM193 194H194V196H193ZM252 194L253 193H251V195L250 196H252ZM7 195H9L8 197H5V196H7ZM14 195V196H13ZM53 195H55L54 197H53ZM115 197H114V196ZM148 195V196H147ZM151 195V196H150ZM180 195V196H179ZM181 195H182V198H181ZM184 195H186V198H184L183 196ZM81 196V197H80ZM85 196V197H84ZM87 196H91L90 198L92 199L91 201L93 202V199H94V202H93V205H92V202H90L89 200H90V198L88 197L87 198ZM102 196V197H101ZM118 196V197H117ZM126 196H127V199H126ZM145 196H147V197H145ZM150 196V197H149ZM244 196V197H243ZM0 197V198H1ZM17 197V198H16ZM106 197H107V199H106ZM175 197V196H174ZM7 198V199H6ZM104 198V199H103ZM110 198V199H109ZM121 198H122V201H120L121 200ZM154 198V199H155ZM210 198L211 197H208V201L210 200ZM37 199H38V201H37ZM81 199H82V201H81ZM120 199V200H119ZM240 199V200H241ZM87 200V201H86ZM97 200V201H96ZM105 201V203H106V205L109 207V208H107V206L104 204V202L103 201ZM243 200H241V201H243ZM17 201V202H16ZM21 201V202H20ZM39 202L38 204H37V202ZM113 201H114V203H113ZM170 201L172 202H174L175 203V205L173 204V202L172 203H170ZM184 201V202H183ZM186 201V202H185ZM238 201V200H237ZM243 201V202H244ZM86 202V203H85ZM87 202H89L88 204L90 205H87ZM117 202H118V204H117ZM178 202H179V204H178ZM195 202H196V204H195ZM240 202V201H239ZM22 203H23V205H22ZM54 203V204H53ZM57 203V204H56ZM80 203V204H79ZM101 203V204H100ZM103 203V204H102ZM198 203V204H197ZM19 204V205H18ZM44 204V205H43ZM121 204V205H120ZM126 204V205H125ZM180 204H182V205H180ZM26 205H28V206H26ZM29 205H30V208H29ZM57 205V206H56ZM104 205H105V207H104ZM111 205V206H110ZM173 205V206H172ZM176 205H177V207H176ZM21 206V207H20ZM23 206V207H22ZM38 206H39V209L40 210H38ZM42 206V207H41ZM81 207V208H78V207ZM86 206H88V207H86ZM95 206V207H94ZM215 208L214 209H217V210H213V207H211V208H209L210 209V214L207 212V214H209V215H207V217H209L210 219H209V222H211L210 220H212L213 218H214V216H215V213H216V211H217V213H220V211L218 210V209H220V208H217V205H213ZM18 207H20V209L18 208ZM26 207V208H25ZM91 207V208H90ZM93 207V208H92ZM111 207V208H110ZM162 207V208H161ZM176 207V208H175ZM23 208V209H22ZM34 208V209H33ZM88 208V209H87ZM113 208H115L114 210H113ZM168 208V209H167ZM22 209V210H21ZM25 209V210H24ZM30 209V210H29ZM81 209H82V211H81ZM86 209V210H85ZM91 209V210H90ZM108 209H109V211H108ZM112 209V210H111ZM169 209H171V210H169ZM24 210V211H23ZM35 210H38V211H36L35 212ZM87 210H89V211H87ZM93 210V211H92ZM157 210H159V211H157ZM169 210V211H168ZM117 211V210H116ZM168 211V212H167ZM207 211H209L208 209H207ZM213 211V212H212ZM25 212V213H24ZM28 212V213H27ZM34 212V216L32 215V217H29L28 215H30L31 216V213H33ZM37 212H38V214H37ZM52 212L50 211V214L48 215V217H49V219L53 216V214H52ZM85 212H86V214H85ZM118 212V211H117ZM30 213V214H29ZM94 213V214H93ZM231 214L233 213V212H230ZM240 214H241V217L243 216V213H242V210L239 212ZM5 213H3V215H4ZM79 214V213H78ZM93 216H92V215ZM108 214V215H107ZM109 214H111V215H109ZM153 214H155V215H153ZM211 214H213L214 216H212ZM240 214H239V216H240ZM52 215V216H51ZM80 215V214H79ZM87 216V217H85V216ZM109 216V218H104V216L105 217H107V216ZM163 215V216H162ZM168 215H170L169 217H168ZM197 215V216H196ZM210 215H211V217H210ZM89 216V217H88ZM201 216V217H200ZM33 217H34V220H33ZM90 217H92V218H90ZM125 217V219H126V221H122L121 220V218L123 219ZM154 217H157V218H154ZM165 217H166V220H165ZM193 217V218H192ZM39 219V220H37V219ZM54 218H57L56 216L54 217ZM54 218H52L53 219V221L50 219H48V218H46V219H48L49 221L48 222H57L56 220L57 219H59L60 220V218L58 217L57 219H54ZM90 218V219H89ZM134 218V220L132 221V219ZM192 218V219H191ZM196 218V219H197ZM42 219V218H41ZM105 219H107L108 221H106ZM129 219H131V220H129ZM189 219H190V221H189ZM1 220V219H0ZM25 220V219H24ZM36 220V221H35ZM58 220V221H59ZM86 220V219H85ZM84 220V222L86 223L87 221H85ZM104 220H105V222H104ZM148 220V221H147ZM40 221V222H39ZM67 221V219H64L63 220V223H62V219L59 221L60 223L59 224H56L55 222V225H57V226H59V228L60 227H63L64 226V230H66V231H70V230H67V229H69L68 227H65V225H66V223L65 222ZM88 221V222H89ZM127 221H130V224H129V222L127 223ZM135 221L137 222V223H135ZM142 221V222H141ZM183 221V222H182ZM189 221V222H188ZM88 222H87V224H88ZM133 223V226H132V223ZM140 222V223H139ZM162 222V223H161ZM208 222V223H209ZM28 223H30V225H28ZM58 223V222H57ZM61 223H62V225L63 226H61ZM64 223H65V225H64ZM98 223L97 224H95V225H98ZM125 223H127L128 225H126ZM143 223V224H142ZM151 223V224H150ZM155 223V224H154ZM27 224V225H26ZM126 225V226H125ZM131 225V226H130ZM136 225V226H135ZM147 225V226H146ZM208 225V224H207ZM205 226L206 227V229L205 228H203V226L200 228V229H198V231L199 230H201V232H198V231H194V233L193 232H191V234L190 233H187V237H189V235H190V237L192 238H190V240L191 241H193L194 242V244L197 242V240H199L198 242H199V244L198 243H196L195 245H198L199 247H200V241L201 242H203V243H205V241H207V246L208 245H210L211 244V246L213 247V245H216V240L214 241L213 239H210V240H208V238L205 240L204 238H206L205 237V235L206 236H208V233H210V231H211V229L214 227V224H213V222H211L208 226ZM67 226V225H66ZM123 226H125L126 228H124ZM163 226V227H164ZM211 226V227H210ZM213 226V227H212ZM221 226V225H220ZM128 227H130V228H128ZM223 228H225L224 227V225L222 226ZM221 227V228H222ZM219 228V227H218ZM60 229H62L63 230V228H60ZM124 229V230H123ZM133 229V230H132ZM203 229H204V231L205 232H203ZM9 230L11 231V229L9 228ZM9 230H2L1 232H0V235H1V233H3V237L5 236H7V234H9V235H11L10 233L12 232H10ZM20 230V229H19ZM72 230H78V229H72ZM3 231H6V233L5 232H3ZM16 231H18V230H16ZM88 231L89 230H85V232H87L88 233ZM120 231H123V232H120ZM134 231V232H133ZM208 231V232H207ZM8 232V233H7ZM76 233V234H74V235H71V237H73V239H70V243L72 242L71 240H73V242H74V240H76L77 241V243L78 244H80L81 246L80 247H78V249L76 250V251H74V252H68L67 250H60L57 246H55L56 247V249L54 248V244L51 246V244L49 243V245L54 249H52L51 247H48V246H46V247H43L44 245L40 242V240H41V237H43V236H37V237H39V239L38 238H33L34 240H35V242L33 241V239H32V235H34V234H32V232H30L31 234H30V240L32 239V241L31 242H27V244H29L30 245V247L28 246V248H27V246L25 245V246H23V244H21L23 247H21V248H19L21 245H20V243H18V245L17 244H14L13 242H15L16 243V241H18V240H16V241H14V235H16L15 237H18L19 236V234H18V236H17V232H16V234L13 232V236L12 237H10V236H7L6 238H12L11 239V242H9L10 241V239L7 241V240H5L6 238H3L2 237V239L3 240H5V241H2L1 240V243L3 244V245H7L6 247L5 246H1V243H0V246L2 247V249L3 248H6V250H7V247H9V248H11V250H13L14 249V247L16 248L17 246H19L18 248H16V252H18V250H19V252L20 253H22V254H25V256L26 257H31L30 259H35L34 260V262L35 261H37V259L40 257V253H42L43 251H44V253H42L41 255H43V254H46L45 255V257L47 258V256L49 257L50 256V254H51V256L53 257V256H57L58 254H56V253H61L62 252V255L60 254L59 256L61 257V258H63L64 256H65V258H63L64 260H71V264H76V263H73V261L75 260V262L76 261H78L77 263H79V262H81V261H84V259H86V256H87V258L88 257H91L90 255L91 254H95V252H96V249H94L95 248V246H94V248H93V245H92V243L91 242H93V243H95V241H96V239H98L99 237H100V235L101 234H98L97 232H96V234H95V231H90V233H89V235H85L86 233ZM125 232V233H124ZM127 232V233H126ZM176 232H177V234H178V236L179 237H182L181 235H180V232L178 231V230H176ZM20 233H23V231H21ZM94 235H93V234ZM121 233V234H120ZM123 233V234H122ZM199 233V234H198ZM203 233V234H202ZM206 233V234H205ZM4 234H6V235H4ZM80 234H82V235H80ZM91 234V235H90ZM168 234V232L166 233V235ZM196 234V235H195ZM201 234L202 235H204L203 237L201 236ZM56 234H53L52 235V237L53 236H55ZM75 235H77L76 237H74ZM78 235H80V236H78ZM128 235H129V237H128ZM134 235V236H133ZM2 236V235H1ZM0 236V237H1ZM90 236H92V237H90ZM131 236H132V238H131ZM195 236L197 237V238H195ZM20 237H21V235H20ZM51 236H50V238H52ZM55 237H57V236H55ZM55 237H53V238H55ZM81 238V240L79 241V238ZM136 237V238H135ZM187 237H185V238H187ZM47 238V237H46ZM52 238V239H53ZM138 238V239H137ZM150 240H149V239ZM202 238V239H201ZM236 237H234L233 239H232V241L230 242L229 241V243L231 244H227L226 243V248L224 247L222 250H220V251H218V253H221V254H219L218 255V253H217V256H220L221 258L222 257H227L226 258V260H227V262L231 259V256H232V254L231 253H233V249H234V244H235V239ZM1 239V238H0ZM16 239H18V238H16ZM56 239V238H55ZM78 239V240H77ZM140 239V240H139ZM188 239V238H187ZM235 239V240H234ZM13 240V241H12ZM36 240H39L38 241V244L36 243L37 241ZM43 243H44V237H43ZM91 240V241H90ZM94 240V241H93ZM190 240H188L189 242H191ZM213 240V241H212ZM75 241V242H76ZM259 241H262L263 243H264V239H262V240H258L257 242V245L259 246V244H261V246H263V244H262V242H259ZM5 242L6 243H8V244H5ZM84 242V243H83ZM136 242H137V244H136ZM9 243H10V245L12 246V244H14L13 245V247H10V245H9ZM31 243V244H30ZM35 243V244H34ZM233 243V244H232ZM38 245V247H37V245L36 246H34V245ZM40 244H42V246L40 245ZM82 244H84V245H82ZM88 244V245H87ZM91 244V245H90ZM140 244V245H141ZM193 244V243H192ZM202 244V243H201ZM32 245V246H31ZM90 245V246H89ZM170 245V244H169ZM168 245V247H169V249H171V248H175V246L173 245V244H171L170 246ZM172 245H173V247H172ZM205 245H206V243H205ZM204 244H202V246L203 247H200V248H205L206 249V247L207 246H205ZM229 245V246H228ZM91 246H92V248H91ZM211 246H208L210 249H211ZM228 246V247H227ZM1 247H0V249H1ZM33 247V250H34V253H33V251L32 250H30L31 248ZM37 247V248H36ZM85 247H86V249H85ZM208 247H207V249H208ZM230 247V248H229ZM30 248V249H29ZM79 248H81L80 250H79ZM90 248V249H89ZM0 250V251H3V250ZM39 249V250H38ZM83 249V250H82ZM92 249H93V251H92ZM176 249V248H175ZM226 249H228V250H226ZM4 251V252H8V253H10L9 251ZM25 250V252L28 250V251H30V252H28L27 251V253H25V252H23ZM36 250H38V251H36ZM41 250H42V252H41ZM49 252H48V251ZM53 250V251H52ZM85 250V251H84ZM15 251H13V253H16ZM32 251V252H31ZM51 251V252H50ZM55 251H57V252H55ZM95 251V252H94ZM223 252V254H222V252ZM228 251V252H227ZM4 252H2L3 254H0L1 256H3V257H5V256H9V254L7 255V253L4 255ZM39 252V253H38ZM64 252V253H63ZM88 252V253H87ZM227 252V253H226ZM38 253V254H37ZM50 253V254H49ZM52 253H55L54 255H52ZM67 253V254H66ZM28 254H30V255H28ZM33 254V255H32ZM36 254V256H34ZM49 254V255H48ZM66 254V255H65ZM75 254V255H74ZM90 254V255H89ZM231 254V255H230ZM11 255V254H10ZM74 255V256H73ZM83 255H86L85 256V258H84V256ZM225 255H227V256H225ZM24 256V255H23ZM33 256H34V258H33ZM71 257V258H68V257ZM73 256V257H72ZM75 256H77V257H75ZM10 258H12L11 256H9ZM45 257H43L42 256V258L40 257V259H38V262L39 261H41V260H43V259H45ZM58 257V256H57ZM75 257V258H74ZM79 257V258H78ZM111 257V256H110ZM113 257L115 258V259H117V255H116V257H115V255H112V257L111 258H108V259H110V261L108 260V262H111V263H109V264H116V260L114 259L113 261H114V263H113V261H112V259H113ZM221 258L219 259V257H218V260H220V261H222V263L223 264H225V262L224 261H226L225 260V258H222V260H221ZM77 259V260H76ZM218 260H216L217 262H220V261H218ZM224 260V261H223ZM226 262V263H227ZM205 263H208V264H210V262L209 261H205ZM221 263V264H222ZM104 264H107V263H105L104 262ZM190 264V263H189ZM193 264H195V263H193ZM196 264H203V262H201V263H196ZM216 264H218V263H216Z\"/></svg>","mask_w":264,"mask_h":264},{"label":"bare ground","instance_id":"bare-ground-1","mask_svg":"<svg viewBox=\"0 0 264 264\" xmlns=\"http://www.w3.org/2000/svg\"><path fill=\"white\" fill-rule=\"evenodd\" d=\"M14 1V0H13ZM21 1V0H20ZM34 1V0H33ZM38 1V0H37ZM43 1H45V0H43ZM48 1V0H47ZM59 1V0H58ZM68 1V0H67ZM70 1V0H69ZM81 0H79V2H80ZM97 1H99V0H97ZM102 1V0H101ZM120 1V0H119ZM130 1V0H129ZM153 1V0H152ZM157 1V0H156ZM166 1V0H165ZM186 1H188V0H186ZM186 1H185V3H186ZM204 1V0H203ZM218 1V0H217ZM226 1V0H225ZM228 1V0H227ZM241 0H239V2H240ZM252 1V0H251ZM250 1V2H251ZM12 2V1H11ZM23 2V1H22ZM25 2V1H24ZM49 2V1H48ZM53 2H55V1H53ZM64 2V1H63ZM84 3L86 2V0L85 1H83ZM96 2V1H95ZM103 2V1H102ZM115 2V1H114ZM128 2V1H127ZM131 2V1H130ZM158 2H160V1H158ZM170 2V1H169ZM175 2V1H174ZM177 2V1H176ZM179 2H181V4H182V1H179ZM178 2V3H179ZM192 2V1H191ZM194 2V1H193ZM195 2H197V1H195ZM223 2V1H222ZM231 2V1H230ZM230 2H228V5H229V3ZM250 2H249V4H250ZM256 2V1H255ZM1 3V2H0ZM9 3V2H8ZM16 3V2H15ZM34 3H37L36 1L34 2ZM57 3V2H56ZM105 3H107V2H105ZM121 3V2H120ZM146 3H149V2H146ZM153 3H154V1H153ZM184 3V4H185ZM212 3V2H211ZM210 3V4H211ZM232 3H233V1H232ZM246 3V2H245ZM254 3V2H253ZM260 3V2H259ZM29 4V3H28ZM40 4H41V2H40ZM55 4V3H54ZM81 5H84V4H82V3H80ZM100 4V3H99ZM134 4V3H133ZM138 4V3H137ZM144 4V3H143ZM174 4V3H173ZM189 4V3H188ZM194 4V3H193ZM197 4V3H196ZM203 4H204V2H203ZM206 4V3H205ZM225 4V3H224ZM242 4V3H241ZM240 4V5H241ZM256 4V3H255ZM5 5V4H4ZM8 5V4H7ZM25 6H26V2H25V4H24ZM31 5V4H30ZM39 5V4H38ZM42 5V4H41ZM56 5V4H55ZM105 5V4H104ZM149 5V4H148ZM154 5V4H153ZM159 5H161V4H159ZM159 5L157 4V6L159 7ZM166 5V4H165ZM176 5V4H175ZM198 5H200V4H198ZM208 5V4H207ZM231 5V4H230ZM239 5V6H240ZM244 5V4H243ZM248 5V4H247ZM251 5V4H250ZM40 6V5H39ZM51 6V5H50ZM57 6V5H56ZM65 6H66V4H65ZM69 6H71V4L69 5ZM108 6V5H107ZM119 6V5H118ZM124 6H125V4H124ZM136 6V5H135ZM203 6V5H202ZM208 6H210V5H208ZM213 6H214V4H213ZM213 6H211V7H213ZM215 6H217V5H215ZM215 6L213 7V8H215ZM218 6H220V4L218 3ZM235 6H237V4L235 5ZM249 6V5H248ZM254 6V5H253ZM260 6V5H259ZM261 6H263V5H261ZM24 7V6H23ZM43 7V6H42ZM46 7V6H45ZM67 7V6H66ZM113 7H114V5H113ZM138 7V6H137ZM143 7V6H142ZM150 7H151V5H150ZM171 7H173V5L171 6ZM176 7V6H175ZM191 7V6H190ZM201 7V6H200ZM231 7H233L232 5H231ZM242 7H244V6H242ZM8 8H10V7H8ZM17 8L19 9V4L17 5ZM34 8H36V7H34ZM50 8V7H49ZM49 8H47V9H49ZM75 8V7H74ZM79 8V7H78ZM85 8H87V7H85ZM99 9H100V7H98ZM121 8H123V7H121ZM125 8V7H124ZM124 8L122 9V10H124ZM132 8V7H131ZM139 8V7H138ZM166 8V7H165ZM180 8V7H179ZM185 8H186V6H185ZM187 8H189V6L187 7ZM199 8V7H198ZM202 8V7H201ZM212 8V9H213ZM218 8V7H217ZM217 8H215V9H217ZM234 8V7H233ZM40 9V8H39ZM67 9V8H66ZM68 9H69V7H68ZM84 8H82V10H83ZM103 9V8H102ZM114 9V8H113ZM112 9V10H113ZM116 9H117V7H116ZM130 9V8H129ZM129 9H127V11L129 10ZM159 9V8H158ZM158 9H157V7H156V12H158ZM176 9V8H175ZM181 9V8H180ZM189 9H191V8H189ZM188 9V10H189ZM214 9V10H215ZM222 9H223V6H222ZM255 9V8H254ZM264 9V8H263ZM10 12H8L7 13V15L4 17V18H0L1 20L0 21H3V19H5V18H8L12 13H13V11H12V8L11 9H8ZM17 10V9H16ZM20 10H22V9H20ZM51 10V9H50ZM53 10V9H52ZM51 10V11H52ZM95 9L93 8V11H94ZM132 10V9H131ZM141 10V9H140ZM153 10V9H152ZM160 10V9H159ZM165 10V9H164ZM171 10V9H170ZM173 10V9H172ZM186 10V9H185ZM184 10V11H185ZM187 10V11H188ZM191 10H194V8L193 9H191ZM198 10V9H197ZM226 10V9H225ZM224 10V11H225ZM228 10H230L229 9V6H228ZM243 10H244V8H243ZM249 10V9H248ZM5 11V10H4ZM89 11V10H88ZM117 11V10H116ZM125 11L126 10H124V13H125ZM130 11V10H129ZM134 11H136V10H134ZM134 11H131V12H133L134 13ZM139 11V10H138ZM183 11V13H185ZM190 11V10H189ZM201 11H204V9L203 10H201ZM216 11V10H215ZM224 11H222L221 10V12H223L224 13ZM237 11H239V9L237 10ZM237 11H236V13H237ZM241 11V10H240ZM264 11V10H263ZM12 12V13H11ZM31 12V8L28 6V7H25V15L26 14H28V13H30ZM39 12V11H38ZM43 12H44V10H43ZM56 12H57V10H56ZM59 12V11H58ZM63 12V11H62ZM65 12V11H64ZM73 12V11H72ZM79 12H81V11H79ZM78 12V13H79ZM95 12V11H94ZM105 12V11H104ZM108 12V11H107ZM115 12V11H114ZM137 12V11H136ZM159 12H162L161 10L159 11ZM166 12V11H165ZM170 12V11H169ZM173 12V11H172ZM194 12H196V11H194ZM209 12V11H208ZM235 12V11H234ZM243 12V11H242ZM241 12V13H242ZM254 12V14H256L255 12V10L253 11L252 9H251V13H253ZM262 12V11H261ZM260 12V13H261ZM23 12L21 11V13H19L20 14V16H21V14H22ZM40 13V12H39ZM88 13H91V12H88ZM87 13V14H88ZM149 13V12H148ZM197 13V12H196ZM227 12H225V15L228 17V16H230V15H228V14H226ZM231 13V12H230ZM240 13V12H239ZM245 13H247L246 12V10H245ZM18 14V15H19ZM47 14V13H46ZM60 14V13H59ZM58 14V15H59ZM102 14V13H101ZM118 14H119V12H118ZM132 14V13H131ZM161 14V13H160ZM167 14H168V12H167ZM174 14V13H173ZM198 14V13H197ZM5 15V14H4ZM32 15V14H31ZM81 15V14H80ZM79 15V16H80ZM90 15V14H89ZM89 15L87 16L88 18H89ZM123 15V14H122ZM125 15V14H124ZM133 15V14H132ZM136 15V14H135ZM154 15H155V13H154ZM195 15V14H194ZM213 15V14H212ZM215 15V14H214ZM220 15V14H219ZM222 15V14H221ZM224 15V16H225ZM232 15V14H231ZM251 15H253V14H251ZM260 15V19H256V22H255V26H254V29L256 30V32L260 29L259 27L260 26H263L264 27V17L262 18L261 17V15L262 14H258L257 15V17ZM97 16H99V15H97ZM121 16V15H120ZM142 16V15H141ZM156 16V15H155ZM159 16V15H158ZM163 16V15H162ZM168 16H170V15H168ZM223 15L221 16V17H224ZM233 16H234V14H233ZM244 16H246V14L244 15ZM3 17V16H2ZM22 17V16H21ZM20 17V18H21ZM73 17V16H72ZM75 17H76V19H77V16L75 15ZM100 17V16H99ZM117 17V16H116ZM148 17V16H147ZM154 17V16H153ZM161 17V16H160ZM166 17H167V15H166ZM165 17V18H166ZM196 17V16H195ZM255 17V16H254ZM18 18V17H17ZM24 18V17H23ZM47 18H49V17H47ZM54 18V17H53ZM53 18H52V20H53ZM58 18V17H57ZM62 18H64V17H62ZM70 18V17H69ZM90 18H92V20H93V17H90ZM103 18V17H102ZM112 18V17H111ZM111 18H109L110 20H112ZM137 18V17H136ZM136 18L134 17V19L136 20ZM158 18V17H157ZM169 18V17H168ZM167 18V19H168ZM190 18V17H189ZM197 18V17H196ZM234 18V17H233ZM249 18V17H248ZM250 18H252V17H250ZM249 18V19H250ZM12 19V18H11ZM32 19V18H31ZM34 19V18H33ZM56 19V18H55ZM75 19V18H74ZM73 19V20H74ZM82 19H84V18H82ZM81 19V20H82ZM86 19V18H85ZM96 19V18H95ZM117 19V18H116ZM133 19V20H134ZM148 19V18H147ZM154 19V18H153ZM166 19V20H167ZM175 19H176V17H175ZM236 20H238L237 19V17L235 18ZM86 20H88V19H86ZM97 20V19H96ZM115 20V19H114ZM128 20V19H127ZM149 20V19H148ZM151 20V19H150ZM149 20V21H150ZM193 20V19H192ZM198 20V19H197ZM196 20V21H197ZM228 20H231V19H228ZM228 20H226V21H228ZM235 20V21H236ZM17 21V20H16ZM35 21V20H34ZM89 21V20H88ZM106 21V20H105ZM122 21V20H121ZM123 21H125V19H123ZM137 21V20H136ZM171 21V20H170ZM176 21H177V19H176ZM194 21H195V19H194ZM224 21V20H223ZM243 21V20H242ZM12 22H13V20H12ZM22 22V21H21ZM47 22H49L48 20H47ZM53 22H54V20H53ZM69 22V21H68ZM79 22H80V20H79ZM82 22V21H81ZM108 22V21H107ZM139 22H141V21H139ZM143 22V21H142ZM168 22V21H167ZM244 22V21H243ZM27 23H29L28 21H27ZM39 23V22H38ZM44 23V22H43ZM88 22L86 21V25H87V29H88V27H89V24H87ZM92 23V22H91ZM113 23V22H112ZM119 23H121V22H119ZM209 23V22H208ZM224 23H226L225 21H224ZM232 23V22H231ZM238 23L240 24V22L238 21ZM4 25H5V23H3ZM23 24H25V23H23ZM32 24V23H31ZM49 24H50V22H49ZM56 24V23H55ZM59 24H61L60 22H59ZM94 24H96V23H94ZM101 24V23H100ZM110 24V23H109ZM125 24V23H124ZM138 24V23H137ZM141 24V23H140ZM142 24H145V22H143ZM204 24V23H203ZM228 24V23H227ZM226 24V25H227ZM230 24V23H229ZM234 24V23H233ZM237 24V23H236ZM242 24V23H241ZM38 25V24H37ZM51 25V24H50ZM64 25V24H63ZM84 24H82V26H83ZM97 25H99V23L97 24ZM111 25V24H110ZM114 25H118V24H114ZM128 25H129V23H128ZM134 25V24H133ZM159 26H160V24H158ZM165 24H163L162 25V27L164 26ZM218 25V24H217ZM222 25V24H221ZM225 25V24H224ZM246 25V24H245ZM6 26V25H5ZM11 26V25H10ZM24 26V25H23ZM35 26V25H34ZM75 26V25H74ZM79 26V25H78ZM125 26V25H124ZM151 26V25H150ZM170 26V25H169ZM228 26V25H227ZM234 26V25H233ZM240 26V25H239ZM25 27V26H24ZM31 27V26H30ZM36 27V26H35ZM35 27H33L34 29H35ZM42 27V26H41ZM40 27V28H41ZM55 27V26H54ZM61 27V26H60ZM64 27V26H63ZM71 27V26H70ZM84 27V26H83ZM94 27H96V26H94ZM98 27V26H97ZM103 27V26H102ZM106 27H107V25H106ZM105 27V28H106ZM118 27V26H117ZM123 27V26H122ZM156 27V26H155ZM164 27H166V26H164ZM173 27V26H172ZM202 27V26H201ZM236 27H238L237 25H236ZM235 27V28H236ZM242 27H243V25H242ZM239 27V28H241V30H240V34H241V36L243 35V36H245V38L247 37L248 38V36H250V32H249V29L250 28H248V27ZM39 28V27H38ZM50 28L51 29H53V27H51L50 26ZM90 28H92V26L90 27ZM120 28V27H119ZM160 28H161V26H160ZM211 28V27H210ZM224 28V27H223ZM234 28V27H233ZM22 29V28H21ZM70 29V28H69ZM82 29V28H81ZM97 29V28H96ZM110 29V28H109ZM136 29V28H135ZM163 30H164V28H162ZM173 29V28H172ZM171 29V30H172ZM24 30V29H23ZM36 30H37V27H36ZM41 30H43V28L41 29ZM40 30V31H41ZM60 30V29H59ZM63 30H67V29H65V27H64V29ZM74 30V29H73ZM75 30H78V29H75ZM86 30V29H85ZM85 30H83V31H85ZM144 30V29H143ZM157 30V29H156ZM171 30H169V32H173V31H171ZM203 30V28L200 30V32ZM205 30H206V27H205ZM208 30V29H207ZM206 30V31H207ZM210 30V29H209ZM213 30V29H212ZM221 30V29H220ZM225 30L227 31L228 30V28L226 27L225 28ZM22 31V30H21ZM26 31V30H25ZM39 31V30H38ZM54 31V30H53ZM56 31V30H55ZM82 31V30H81ZM90 31V30H89ZM94 31V30H93ZM92 31V32H93ZM96 31V30H95ZM108 31V30H107ZM138 31V30H137ZM152 31L154 32V29H152ZM198 31V30H197ZM215 31V30H214ZM235 31H237L236 29H235ZM238 31H239V29H238ZM2 32V31H1ZM24 32V31H23ZM22 32V33H23ZM37 32V31H36ZM42 32V31H41ZM65 32V31H64ZM71 32V31H70ZM80 32V31H79ZM99 32V31H98ZM101 32V31H100ZM163 33H166L165 31H162ZM204 32V31H203ZM223 32V31H222ZM249 32V33H248ZM258 32H260V31H258ZM25 33V32H24ZM42 33H45V32H42ZM55 33V32H54ZM56 33H58V32H56ZM59 33H60V31H59ZM68 33H69V31H68ZM90 33V32H89ZM136 33V32H135ZM134 33V34H135ZM144 33V32H143ZM147 33V32H146ZM168 33V32H167ZM186 33V32H185ZM189 33V32H188ZM207 33H209V32H207ZM238 33V32H237ZM18 34H19V32H18ZM27 34V33H26ZM51 34V33H50ZM64 34V33H63ZM67 34V33H66ZM72 34V33H71ZM82 34V33H81ZM86 34H88V33H86ZM104 34V36H105V32L103 33ZM108 34V33H107ZM109 34H110V32H109ZM108 34V35H109ZM116 34V33H115ZM133 34V35H134ZM139 34V33H138ZM157 34V33H156ZM197 34H198V32H197ZM224 34V33H223ZM5 35H7V34H5ZM14 35V34H13ZM17 35V34H16ZM28 35H29V33L27 34V38H28ZM69 35V34H68ZM79 35V34H78ZM95 35H97V33H95ZM113 35V34H112ZM118 35H119V32H118ZM117 35V36H118ZM128 35V34H127ZM132 35V36H133ZM137 35V34H136ZM135 35V36H136ZM141 35V34H140ZM187 35V37L188 38H190L189 37V35L188 34H186ZM220 35V34H219ZM226 35V34H225ZM228 35V34H227ZM21 36V35H20ZM19 36V37H20ZM33 36H34V34H33ZM45 36H46V34H45ZM60 36V35H59ZM58 36V37H59ZM75 36V35H74ZM83 37H84V32H83V35H82ZM89 36V35H88ZM92 36V35H91ZM99 36V35H98ZM102 36V35H101ZM100 36V37H101ZM103 36V37H104ZM123 36V35H122ZM121 36V37H122ZM125 36V35H124ZM155 37H156V35H154ZM158 36V35H157ZM194 36H197V35H195L194 34ZM17 37H18V35H17ZM16 37V38H17ZM49 37H51L52 38V35H50ZM62 37V36H61ZM71 37V36H70ZM78 37V36H77ZM131 37V36H130ZM150 37H153V36H150ZM186 37V36H185ZM207 37V36H206ZM212 37V39L210 40L211 42H212V44L213 45H215V43H217V39L218 38H216L215 36H211ZM218 37V36H217ZM260 37V36H259ZM264 36H262V39H260L258 42H257V44H261V45H263L264 44V38H263ZM4 38V37H3ZM87 38V37H86ZM141 38V37H140ZM159 38V37H158ZM204 38V37H203ZM208 38V37H207ZM223 38V37H222ZM227 38V37H226ZM232 38H233V36H232ZM243 38V37H242ZM250 38V37H249ZM8 39V38H7ZM23 39H25L24 37L21 39L22 40V42L24 41ZM35 39V38H34ZM41 39H46V38H41ZM49 39V38H48ZM57 39V38H56ZM55 39V40H56ZM64 39V38H63ZM91 40H93V38L91 37L90 38ZM102 39V38H101ZM118 39V38H117ZM129 39V38H128ZM143 39V38H142ZM147 39V38H146ZM223 39H225V38H223ZM235 39V38H234ZM36 40V39H35ZM52 40H53V38H52ZM62 40V39H61ZM74 40V39H73ZM73 40H71V41H73ZM96 40V39H95ZM99 40V39H98ZM114 40V39H113ZM116 40V39H115ZM121 40V39H120ZM138 40V39H137ZM140 40V39H139ZM153 40H154V38H153ZM252 40V39H251ZM4 41V40H3ZM12 41V40H11ZM31 41H32V39H31ZM65 41V40H64ZM127 40L125 39V42H126ZM156 41H158V40H156ZM159 43H160V47H161V44H162V42H161V40H160V38H159ZM235 41V40H234ZM249 41L250 40H247V42H245V43H243L244 42V40H243V44H239V47L242 49V50H248L247 48L248 47H250L249 46ZM257 41V40H256ZM255 41V42H256ZM6 42V41H5ZM54 42H56V41H54ZM58 42H59V39H58ZM89 42H91V41H89ZM100 42H102V40L100 41ZM108 42H109V39H108ZM116 42V41H115ZM117 42H118V40H117ZM135 42H137V41H135V40H132V42L131 43H134L135 44ZM144 42H145V40H144ZM143 42V43H144ZM149 42V41H148ZM220 42V41H219ZM15 43V42H14ZM25 43V42H24ZM37 43H38V41H37ZM51 43H53V42H51ZM61 43V42H60ZM76 43V42H75ZM86 43H87V41H86ZM94 43V42H93ZM96 43H97V41H96ZM131 43H129V44H131ZM154 42L152 41V44H153ZM6 44V43H5ZM16 44H18V42H16ZM26 44H27V42H26ZM34 44V43H33ZM41 44V43H40ZM45 44V43H44ZM115 44V43H114ZM117 44V43H116ZM209 44V43H208ZM251 44V43H250ZM23 45V44H22ZM46 45H47V42H46ZM61 45H63V44H61ZM73 45L74 44H72V47H73ZM95 45V44H94ZM102 45V44H101ZM154 45H155V43H154ZM152 46V45H150V48L151 49H155V46ZM157 45H158V42H157ZM164 45V44H163ZM207 45V44H206ZM212 45V46H213ZM233 43L229 40V39H226L225 41H224V43L223 44H220L219 46H216L215 48H213V49H211V48H209V49H207V52L205 53V51H204V55L202 56H193L192 58H193V63H192V65H193V67L192 68H194L195 70H197L198 72H200V73H209V70L210 69H208V67H209V65H212V67L215 65V66H217L219 63L217 62V56L219 57L220 55L221 56H225L226 58L225 59H227V57H229V52H230V50L231 49H233ZM236 45V44H235ZM6 46H7V44H6ZM11 46V45H10ZM71 46V45H70ZM78 45H76L75 44V47H77ZM99 46V45H98ZM103 46V45H102ZM104 46H106V45H104ZM111 46H113V45H111ZM146 46V45H145ZM176 46V45H175ZM8 47V46H7ZM19 47V46H18ZM26 47V46H25ZM32 47V46H31ZM62 47V46H61ZM82 47H84V46H82ZM100 47V46H99ZM107 48H108V46H106ZM147 47L148 46H146V49H147ZM158 48H159V46H157ZM205 47V46H204ZM6 48V47H5ZM13 48V47H12ZM34 48V47H33ZM69 48V47H68ZM143 48H144V45H143ZM142 48V49H143ZM167 48H169V47H167ZM174 48V47H173ZM177 48V47H176ZM29 49V48H28ZM98 49V48H97ZM103 49H105V48H103ZM166 49V48H165ZM237 49H239V48H237ZM250 49V48H249ZM6 50H7V48H6ZM35 50V49H34ZM37 50V49H36ZM35 50V51H36ZM77 50H79V49H77ZM99 50V49H98ZM175 50V49H174ZM178 50V49H177ZM241 50V51H242ZM15 51H16V49H15ZM165 51V50H164ZM232 51V50H231ZM249 51V50H248ZM2 52V51H1ZM8 52H10V51H8ZM34 52V51H33ZM86 52H88V53H90L91 55H89V56H92V54L93 55H97V54H100V52H102V50L100 51H96L95 52V49H93V50H88V51H86ZM154 52H155V50H154ZM174 52V51H173ZM243 52V51H242ZM102 53H106V50H105V52H102ZM169 53H170V51H169ZM168 53V54H169ZM247 53V52H246ZM2 54V53H1ZM25 54V53H24ZM26 57H28L29 55H28V53L26 52ZM34 54V53H33ZM170 54H172V53H170ZM31 55V54H30ZM88 55V54H87ZM11 56V55H10ZM52 56V55H51ZM112 56V55H111ZM158 56V55H157ZM172 56V55H171ZM232 56V54H230V57ZM245 56H247V55H245ZM7 57V56H6ZM113 57V56H112ZM159 57V56H158ZM163 57V56H162ZM35 58V57H34ZM44 58V57H43ZM47 58H49L48 56H47ZM116 58V57H115ZM125 58V57H124ZM155 58H156V56H155ZM160 58H161V56H160ZM168 58V57H167ZM172 58V57H171ZM232 58H233V56H232ZM242 58V57H241ZM244 58H245V60H244ZM244 58H242V66L240 67V70H242L245 74H246V79L247 80H250V79H248V78H251L252 76V78H258L257 80H259L260 81V79L262 80L261 82H264V59L262 60V62L263 63H259L260 62V60L262 59V58H260V60L258 59V65L256 66H251L250 65V63H248V60L250 59V58H248V60H247V58L246 57H244ZM1 59V58H0ZM28 59H29V57H28ZM122 57L120 58V60L122 61ZM164 59V58H163ZM4 62H5V60L4 59H2ZM13 60V59H12ZM23 60V59H22ZM30 60V59H29ZM117 60H119V59H117ZM143 60H144V58H143ZM142 60V62H144ZM161 60V59H160ZM228 60H230L229 58H228ZM227 60V61H228ZM232 60V59H231ZM244 60V61H243ZM247 60V61H246ZM112 61H114L113 60V58H111L110 57V60H108V61H105V63H103V64H98V66L96 65V67H94V69H96V71L95 72H97V74L95 75V77L92 75V77H94V79H95V83L97 84H99L98 85V87L97 86H95L96 84L94 83V82H91L92 84L89 86V90L88 91H86V92H84V90L83 91H81L80 90V84L81 83H83L84 81H88L89 79H90V77H89V75L90 74H92V73H94V70H91V69H86V71L84 70L83 71V73L84 74H82V75H79V76H74L75 77V79H74V81L76 82V84L75 85H77V83L79 84V89L78 88H76L75 86L73 87V88H71L68 92H67V90H66V94H60V92H58L59 93V95L56 97V99L54 98V99H52V100H50L49 99V97H48V94H44V95H42L41 97H39V98H32L29 94L28 95H26V93H24V90H22L21 91V88L24 86L23 84H25V88H29L30 87V85L28 86V83H24L23 82V79L21 80V76H20V79H18L17 81L16 80H14L13 78H11V79H9V80H14L13 82H11L12 84L9 86V92H10V96H9V99H10V102L15 98V96L17 95V97H18V95L19 94H22V92H23V94H25L23 97H22V99L23 100H21V101H23L24 102V104H23V102H22V105H23V107H24V105H26V107L27 106H30L31 104H38V105H40V104H42V106L43 105H45V107H46V105H52V107H54L53 108V110L54 109H56V107H57V109L56 110H59V111H57L56 113H54V112H52V108L51 109H47V108H49V107H47L46 109H43V110H41L40 108H36L35 107V109H34V107L33 106H30V108L29 107H27V108H23V107H20V108H23V109H15V107L13 106V104H11L12 105V107L11 106H9L8 107V105L9 104H7L6 106L7 107H5V105H4V108L1 110L0 109V111H1V114H0V149H1V147H2V143H4V144H6V143H8V144H10V147H9V149H10V151H8L10 154L6 157V158H3V159H1L0 158V183H2L1 181V179H2V177H4V175H6V174H8L9 175V173H10V175L12 174V176L15 174L16 175V173H18V171L19 172H21L22 170H23V168L25 167V169L26 170H24L23 172H25L26 173V175H25V177L28 175V181L26 182V187H27V190H28V196H27V198H26V200H25V203L24 204H27V203H29V204H31L32 206H33V203H35V199L38 197L39 199H40V201L39 202H41L42 200H43V202H44V204L46 205L45 207H43L42 208V210L39 212V215H40V217L38 216V215H36L37 216V218H40V220H42L41 221V223H38V221H37V224H35V225H30V223H28V225H30V226H27V227H25V221H27V222H29V220H32V218L30 219H27V218H25V214L24 215H22L19 211L20 210H18L17 209V205L15 204V202H13V200H12V197H10L9 195H7V196H5V197H8L9 196V198L11 199L10 201H9V199H8V201H6L3 197H1L0 198V232L2 231V230H9V228L11 229V235L13 236L14 234H13V232L16 234V232H17V236H18V234H19V236L18 237H15L16 235H14V241H16V240H18V241H16V243L15 242H13L14 244H17L18 245V243H20V245L21 244H23V246H25L26 244H27V242H31L32 241V239L34 238H38L39 239V237H37V236H43L44 237V243H43V237H41V240H40V242L44 245L43 247H46V246H48V247H51L53 244H54V248L56 249V247L55 246H57L60 250H67L69 253L71 252H74V251H76L77 249H78V247H80L81 245L80 244H78L77 243V241L76 240H74V242H73V240H71L72 242L70 243V239H73V237H71V235H74V234H76V233H84L85 232V230H89L88 231V233L87 232H85L86 234L85 235H89V233H90V231H95V234H96V232L98 233V234H101L100 235V237L98 238V239H96V241H95V243H93V242H91L92 243V245H93V248H94V246H95V248L94 249H96V252H95V254H89L91 257H88L87 258V256L86 255H83L84 256V258H85V256H86V259H84V261H81V262H79V263H77L78 261H76L75 262V260L73 261V263H76V264H104V262L105 263H107V264H109V263H111V262H108V260L110 261V259H108V258H111L112 257V255H115V257H116V255H117V259H115L114 257H113V259H112V261L115 259L116 260V264H193V263H201V262H203V264H208V263H205V261H209L210 262V264H216V263H218V264H221L222 263V261H220V260H218V257H219V259L221 258L220 256H217V253H218V251H220V250H222L224 247L226 248V243L227 244H230L229 243V241L231 242L232 241V239L234 238V237H236L234 240V242H235V244H234V249L232 250L233 251V253H231L232 254V256H231V259L227 262V260H226V258L225 257H222V258H225V260L226 261H224L225 262V264H264V243L262 242V241H259V242H262V244H263V246H261V244H259V246L257 245V241L258 240H262V239H264V189L262 188V185H264V181H260V179L258 180V182L257 183H263V184H254V185H250L249 183H247V182H243V183H241L239 186H235L234 188H232V191L231 192H226L225 194H224V196L222 195V196H219V195H217V192H216V195H213V196H205V195H201V196H199L198 198H197V196L195 197V199L194 200H196V201H199V203H200V210L202 211V218L199 220L197 217V219L196 218H193V220L191 221V222H189L190 221V219H189V223H186V224H184V225H181V220L182 219H184L185 217H187V215H191V216H194L195 215V212L197 213L198 212V210H197V208L195 207V205L194 204H192L194 201L193 200H188L186 203H185V205H182V204H180V205H182L181 207H177V205H176V207H177V209H175L174 210V212H172V213H170L171 215H172V217L171 218H169V223H168V225L165 227L164 226V224H163V226L161 227V226H158L157 224V222H156V225L155 226H153V228L152 229H150V228H143L142 226H140L139 224H138V226L140 227V228H138L137 229V231H136V234H135V236L136 237H139L140 239L141 238H144L150 231H152L151 233V235L152 236H154V238L151 240V241H149V242H146V243H144V245H143V243L141 244L140 243V241H138L137 240V242H139V246H137V247H132V249L130 248V245H129V241L130 240H128V238L127 237H125L124 235L123 236H117V232L119 233V231H118V227L120 228V223L121 222H119V218L121 217V216H125V217H130V216H134L135 218H142V219H145V218H147V217H149L150 216V214H151V210L152 209H154V208H156V207H158V206H160V205H165V203L168 201V200H173V199H176L177 200V196L176 195H169V193L167 194L165 191H162V190H159L158 191V193L155 191V193H157L158 194V196H156L157 198H155V196H153V200L151 199L150 200V198H140V197H137V198H135L136 196H130V198H129V201H130V205L128 206V207H124V205L123 206H118L117 205V207H116V210L118 211H116L115 210V215H113V213H112V215L111 214H109V215H111L113 218L111 219V221H110V224L108 225V226H106V224H104L103 223V219H102V217H103V215H105L106 213H107V210L106 209H104L103 207H101V205H99L97 208H95V209H97L96 210V213L94 214V216H93V219L92 220H99V223L98 222H96V223H92V226H89L90 225V223H91V219L90 218H92V217H90L89 219H90V221L88 222L87 221V218H83V216H82V214L79 212L80 211V209H79V211H78V209H76L77 210V215H74L73 216V210H72V208L75 206V204L74 203H77L76 201H75V199H76V197L77 196H79L78 194H80L81 193V190L80 189H78V188H76L77 186H76V182H77V180H78V178L79 177H81L82 176V178H89V177H91V176H89V171L88 170H84V173H82V175L81 176H79L80 175V173L78 172H76L77 171V169H75V168H79V167H75V164H73V162H72V164L70 165V166H68V164H66L67 166H68V168H66V170L67 171H65L66 173H64V174H62V171L60 172L61 174H58V171H57V169L60 167L59 165H61L60 163H59V161H51V159L49 158L48 160H49V162H45V161H41L40 162V164L38 165V166H35V165H33L32 164V162L30 161V159L28 158H26V156L24 157V159H22L18 154H16V152L14 151L16 148V146H18V145H16V143L20 140L21 142H22V140H24V142L26 141V142H32L34 145H35V150H32V152L34 153H36V155H44V154H46V155H48L49 157H52V158H54L53 157V153H54V150L56 149V148H58V147H61L63 144H66V142L65 141H71L72 139H74V137H76V136H80V131L78 130V128H74L73 127V124H72V121H71V119H74V118H76V120L79 122V123H81V122H85V121H87V120H94V117H93V113L95 112V110H94V112L92 113V109L94 108L93 107V105L95 104V105H98V106H100L101 107V109L103 110V113L104 114H102L98 119H99V123H96L95 122V124H99V126H101L102 128H105V131H106V129L108 128L109 129V127H110V129L114 132V131H117V130H119L120 128H122V127H132V126H134V127H137V128H141L140 129V131L142 132V133H138V135H137V137H134L135 139L132 141V147L134 148V149H136V150H141L142 149V145L140 144L142 141H149V138H150V135H151V133H154V134H156L155 132H152V131H158L159 133H157L158 135L159 134H161V133H164V132H162L163 130H164V128H163V130H162V128L158 125L159 124V122L161 121L162 122V119H164L167 115H168V113L169 112H171L173 115H174V118H177V120H179L178 119V113L180 112V111H182V110H184V109H182L181 110V108H177V107H175V106H173V102H172V99L171 100H168L170 97H168V98H166V99H161V98H154V100L152 101V99H151V101H152V103H151V106L150 105H148V106H150V110L149 111H147L146 109H139L138 107H136V104H134L133 102H132V100H131V98L130 97H128V99L126 98V100H124V101H117V102H115V100H114V103H110L109 101H107L106 100V97H107V95H106V93H105V95H106V97H105V95H104V93H103V91H101V89L103 88V86L104 87H106V85H104V81H106L105 79H106V75L108 74V72H110L111 70H113V69H111L112 68ZM126 60L124 59L122 62H125ZM128 61H129V59H128ZM131 61V60H130ZM146 61V60H145ZM157 60H152V66H153V69H157V71H159V72H154V74L152 75L151 74V76H148V74H147V76L149 77V79L147 78V76L145 77V72H141V71H137V70H135V71H132V70H128V69H131L130 67L133 65L132 63V65L129 67V66H126V67H129V68H125V69H123L122 67V71H121V73H120V76L118 77V74L119 73H117V79L118 80H115V79H113V77H112V79H113V82H111V80H110V82H108L107 84H111L110 85V87H115L116 85H135L134 87H136V85H139L140 83L142 84L143 82L145 83V90L146 91H150L151 92V90L153 89V86H155L156 84V81H157V79L158 78H160V76L159 75H163L164 73L166 74V73H169L170 72V70L173 68V62H172V60H164V62H163V60H162V64L160 63H157L156 62ZM10 62V61H9ZM142 62H141V64H142ZM148 62H150V61H148ZM229 62V61H228ZM11 63V62H10ZM117 63H121V62H117ZM116 63V64H117ZM126 64H127V62H125ZM130 63V62H129ZM12 64V63H11ZM46 64V63H45ZM114 64H115V61H114ZM115 64V65H116ZM124 64V63H123ZM135 64V63H134ZM144 64V63H143ZM142 64V65H143ZM231 64V63H230ZM230 64H228V67L230 66ZM239 64H240V62H239ZM12 65H14V64H12ZM42 65V64H41ZM47 65V64H46ZM121 65V64H120ZM128 65V64H127ZM138 65V67H139V65H140V63L139 64H137ZM145 65V64H144ZM191 65V66H192ZM235 65V64H234ZM259 65H261V66H259ZM11 66V65H10ZM111 66V67H110ZM214 66V67H215ZM221 65H219V67H220ZM237 66H239V65H237ZM259 66V67H258ZM41 67V66H40ZM137 67V66H136ZM137 67V68H138ZM190 67V66H189ZM225 67H227V66H225ZM3 68H5V67H3ZM8 68V67H7ZM13 68H14V66H13ZM113 68H114V65H113ZM117 69H118V65H117V67H116ZM116 68H115V70L114 71H116ZM133 68V67H132ZM140 68V67H139ZM221 68V67H220ZM232 68V67H231ZM15 69V68H14ZM17 69H19V68H17ZM28 69V68H27ZM35 69V68H34ZM141 69V68H140ZM23 70V69H22ZM133 70H134V68H133ZM192 70V69H191ZM215 70V69H214ZM13 71H16V70H13ZM35 72H37V70L35 69L34 70ZM119 71V70H118ZM117 71V72H118ZM193 71V70H192ZM190 72V73H192L191 74V76L192 75H194V73L193 72ZM219 71V70H218ZM217 71V72H218ZM19 72H20V70H19ZM26 72V71H25ZM112 72V71H111ZM139 72H141V73H139ZM194 72H196V71H194ZM216 72V73H217ZM12 73H15V72H12ZM22 73V72H21ZM143 73V74H142ZM171 73V72H170ZM169 73V74H170ZM172 73H174L173 71H172ZM178 73V72H177ZM213 73V72H212ZM221 73V72H220ZM220 73H217V74H215L213 77H214V80H212V81H214V82H217L216 80H220L221 79V75H220ZM1 74V73H0ZM4 74V73H3ZM5 74H6V72H5ZM7 74H8V72H7ZM114 74H116L115 72H113V75ZM141 74V75H140ZM181 74V73H180ZM2 75V74H1ZM112 75V74H111ZM144 75V76H143ZM176 75V74H175ZM179 75V74H178ZM187 75H189V77H190V74L188 73V74H186V77H187ZM6 76H8V75H6ZM13 76V75H12ZM86 76H88L89 78H88V80L86 79L85 80V77ZM106 76V77H105ZM172 76H174V74H172ZM172 76H170V77H172ZM177 76V75H176ZM195 76V75H194ZM211 76V75H210ZM11 77V76H10ZM17 77V76H16ZM19 77V76H18ZM24 77H26V76H24ZM42 77V76H41ZM51 77L53 78V76H52V74H51ZM51 77H50V73H49V78H46V79H44L45 80V83L46 82H50V79H51ZM74 77H72V78H74ZM175 77V76H174ZM212 77V76H211ZM6 78H8V77H6ZM109 78V77H108ZM178 78V77H177ZM180 78H183L182 77V75H181V77ZM195 77H193V79H194ZM93 79V78H92ZM92 79H90V80H92ZM161 79V84L163 83V79H165V81H166V78H160ZM159 79V80H160ZM176 79V78H175ZM184 79V78H183ZM188 79V80H187ZM187 82L188 81H190V78H188L187 77ZM2 80V79H1ZM5 80V79H4ZM42 80V79H41ZM52 80V79H51ZM71 80V79H70ZM168 80H169V78H168ZM167 80V81H168ZM192 80V79H191ZM199 79H195V81H198ZM211 80V79H210ZM195 81H191V82H189V83H187V84H185V85H183V89H184V91L185 92H188L189 94H193V95H195V97H196V100H197V98L198 97H200L199 96V93L198 92H200V90L197 92V88H199V86H201L202 84H200V83H198V82H195ZM221 81V80H220ZM256 81V80H255ZM1 82H3V81H1ZM5 82H6V80H5ZM27 82V81H26ZM42 82H43V80H42ZM52 82V81H51ZM71 82H73V80L71 81ZM74 82V83H75ZM182 82H183V80H182ZM185 82V81H184ZM183 82V83H184ZM260 82V83H261ZM158 83H160V82H158ZM206 83V82H205ZM218 83V82H217ZM249 83L250 84H252V81L251 82H245L244 83V85H243V87H244V89H247L248 90V88H249ZM47 84V83H46ZM51 84V83H50ZM95 84V85H94ZM164 84V83H163ZM160 85V86H158V85H156L155 87H154V89L155 88H160V90L159 91H161V92H163L164 90H165V88H166V85ZM214 84L215 83H213V82H210L209 81V83H206V84H203L206 88H208V90H210V91H214L215 90V87L213 88V87H211V86H214ZM228 84V83H227ZM83 85H84V83H83ZM217 85H220V84H216L215 86H216V88H217ZM226 85V84H225ZM238 85V84H237ZM261 85V84H260ZM41 86V85H40ZM70 86V85H69ZM229 86H230V84H229ZM255 86V85H254ZM71 87V86H70ZM69 87V88H70ZM97 87V88H96ZM132 87V86H131ZM141 87V86H140ZM213 89V90H211V88ZM257 87H259V86H257ZM3 88V87H2ZM27 88V89H28ZM179 88L180 89H182L180 86H179ZM253 88V87H252ZM7 89H8V87H7ZM7 89H5V90H7ZM23 89V88H22ZM30 89V88H29ZM45 89V88H44ZM43 89V90H44ZM47 89H49V91L48 92H51V94H52V91L50 90V88H47ZM98 89V90H97ZM153 89V90H154ZM230 89V88H229ZM42 90V91H43ZM109 90V89H108ZM111 90V89H110ZM145 90H144V88H143V91L145 92ZM153 90H152V92H153ZM157 90V89H156ZM223 90H224V88H223ZM226 91H225V93H222V95H220L222 98H226V101L228 102L229 101V99H228V97H230V95H233V94H236V93H239V91H240V89H239V87H234V85H233V88H232V90L231 91H229V90H227V89H225ZM247 90H245V91H247ZM256 90H258V89H256ZM1 91V90H0ZM8 91V90H7ZM45 91V90H44ZM106 91V90H105ZM113 91V90H112ZM158 91V90H157ZM158 91V92H159ZM216 91V90H215ZM256 92L255 90H252V92ZM8 92V93H9ZM148 92H145V94H147ZM149 92V94H151ZM154 92H156L155 90H154ZM206 92V91H205ZM209 92V91H208ZM242 92V91H241ZM58 93H56V94H58ZM62 93H63V91H62ZM65 93V92H64ZM141 93V92H140ZM139 92H138V94L139 95H141L142 96V94H140ZM198 93V94H197ZM207 93V92H206ZM211 93V92H210ZM214 93V92H213ZM217 93V92H216ZM243 93V92H242ZM5 94H6V92H5ZM22 94V95H23ZM135 94V93H134ZM137 94V95H138ZM145 94H144V96H145ZM221 94V93H220ZM3 95V94H2ZM2 95H1V97H2ZM109 95V94H108ZM137 95H135V96H137ZM138 95V96H139ZM148 95V94H147ZM197 95V96H196ZM207 95V94H206ZM213 96H215V97H219V96H217V94H212ZM247 95H248V92H247ZM247 95H246V98H245V101H247V100H249L250 99V97H247ZM34 96V95H33ZM128 96V95H127ZM134 96V97H135ZM137 96V97H138ZM159 96V95H158ZM161 97H162V95H160ZM235 96V95H234ZM240 96V95H239ZM131 97H133V96H131ZM173 97H174V95H173ZM208 97H210L209 95H208ZM207 97V98H208ZM221 97H219V98H221ZM233 96H231V98H232ZM253 97V98H252ZM8 98V97H7ZM85 99L86 101H90V99L91 100H93V101H91L92 103H93V105H90L89 104V106H82L83 108H84V110H79L80 109V107H78V111H76V112H74V110L70 113L69 112V109L68 108H72V103L73 102H78V100H81V99ZM136 98V97H135ZM140 98V97H139ZM138 98V99H139ZM164 98V97H163ZM194 98V97H193ZM204 98H205V96H204ZM203 98V99H204ZM221 98V99H222ZM233 98H235V97H233ZM232 98V99H233ZM244 98V97H243ZM249 98V99H248ZM257 98H260L261 99V97H257ZM256 98V99H257ZM140 99H142V98H140ZM199 99V101L197 100H195L196 102H195V104H192V107L194 108H196V106L197 107H199L200 108V110L202 109L203 111L204 110H206L207 108H210L209 106L207 107L206 106V104L203 102V101H201V98H198ZM218 99V98H217ZM228 99V100H227ZM232 99H231V101H232ZM251 99H254V96H251ZM250 99V100H251ZM259 99V100H260ZM85 100H84V102H85ZM131 100V101H130ZM258 100V101H259ZM262 100V99H261ZM135 103H137V106L139 105L140 106V102H142V104L144 103L143 101H144V99H143V101L141 100L139 103L140 104H138V102H137V99H135ZM176 102L177 101H179L178 99L177 100H175ZM186 101V100H185ZM234 101H235V99H234ZM234 101H232V102H234ZM253 101V100H252ZM251 101V102H252ZM264 101V100H263ZM13 102V101H12ZM175 102V103H176ZM180 102H181V100H180ZM179 102V103H180ZM187 102V101H186ZM186 102H184V103H186ZM191 102V101H190ZM241 102V101H240ZM254 102V101H253ZM87 103H89V102H87ZM178 103V104H179ZM182 103V102H181ZM229 103V102H228ZM246 103V102H245ZM250 103V102H249ZM255 103H256V101H255ZM260 103V102H259ZM258 103V104H259ZM264 103V102H263ZM6 104V103H5ZM36 104V105H37ZM148 104V103H147ZM183 104V103H182ZM190 104V103H189ZM233 104H236V103H233ZM238 104V103H237ZM248 104V103H247ZM254 104V103H253ZM145 105H146V101H145ZM176 105H177V103H176ZM184 105V104H183ZM183 105H181L182 107H183ZM186 105V104H185ZM212 105H214V104H212ZM226 105V104H225ZM256 105V104H255ZM263 105V104H262ZM16 106V105H15ZM56 106V107H55ZM188 106V105H187ZM207 107L206 109L204 108V107ZM216 106V105H215ZM214 106V107H215ZM232 106V105H231ZM231 106H230V108H231ZM234 106V105H233ZM241 106V105H240ZM242 106H243V103H242ZM241 106V107H242ZM244 106H246V104H244ZM248 106V105H247ZM246 106V107H247ZM0 107H1V105H0ZM17 107V106H16ZM31 107H33V109L31 108ZM144 107V106H143ZM186 107V106H185ZM191 107V108H192ZM224 107V106H223ZM223 107L221 106L220 107V110L222 111V109H223ZM226 108H227V106H225ZM236 107V106H235ZM261 107V106H260ZM18 108V107H17ZM85 108H86V111H85ZM189 109L191 112L192 111H194V109L192 108V109ZM247 108H249V109H251V111H253V112H255V107L252 105V104H249V107H247ZM36 109L38 110V109H40V111H36ZM186 109H187V107H186ZM212 109H215V108H213L212 107ZM232 109V108H231ZM240 109V108H239ZM261 109V108H260ZM110 110H116V111H118V110H123V112H124V114L122 115V117H115V118H113V120H111L110 121V117H109V115H106V113L105 112H109ZM211 110V109H210ZM221 111H220V114H221V117H219V118H216V123H215V126L216 125H218L224 118H226L227 116H230L231 117V112L229 113L228 112V108L227 109H225L224 110V112L223 113H221ZM232 111L234 112V110L232 109ZM242 111V110H241ZM251 111H247L246 113H245V116H244V118H246V120H248V121H253L252 120V118H251V114H252V112ZM185 112H186V114H187V112H189L188 110H185ZM205 112L206 111H204L203 112V114H205ZM219 112V111H218ZM258 112V111H257ZM256 112V113H257ZM181 113V112H180ZM235 113V116H240L241 114L238 112V111H236V112H234ZM263 113V112H262ZM96 114V113H95ZM177 114V115H176ZM189 114V113H188ZM191 114V113H190ZM202 114V113H201ZM207 114V113H206ZM216 114V113H215ZM219 114V115H220ZM39 116L38 118L40 119V121H41V123H43V125H45V126H48V127H51V126H60V125H58L59 124V120H61V119H64V120H66V124L64 125L65 127V131H61L60 132V130H59V132H60V134L62 135L61 137V139H58V138H56L55 136L59 133L58 131V133L56 132V135H54V136H46L45 137V139H40L39 138V136L42 134V132H44V130L43 131H37V132H34V130H33V132L31 133V131H29L28 133L27 132H25V134L23 133V135L22 136H19V135H16V134H12V133H9L8 131H7V127H11V125L13 124H15V123H23V124H27L28 123V121L32 118V117H34V116ZM181 115H184L185 116V114H184V112H182L181 113ZM181 115H180V118H181ZM223 115V116H222ZM95 116V115H94ZM118 116V115H117ZM188 116V115H187ZM192 116H194V113L192 112ZM191 116V117H192ZM197 116V115H196ZM261 116V115H260ZM96 117V116H95ZM111 117H112V115H111ZM195 117V116H194ZM198 117V116H197ZM139 118L141 119H146L145 120V124H146V122H147V120H150L149 121V123H151V125H152V127L150 128V124H149V126H148V123H147V126L145 127V125L143 126V124L141 125L138 121H139ZM232 118V117H231ZM235 118V117H234ZM189 119V118H188ZM195 120H196V118H194ZM193 119V120H194ZM251 119V120H250ZM175 120V119H174ZM177 120H176V123H177ZM186 120V119H185ZM190 120V119H189ZM193 120H191V121H188V120H186L187 121V128H186V130H184V133H183V131H182V133L183 134H181V138H188V136H190L191 134H194V137H193V139H189V141L190 142H186V139H184L185 141V145H182V144H178L177 146H178V149H176L177 147H174L173 149H172V145L170 146L171 147V149L173 150V151H178L179 152V154H181L182 156H187L190 160H193V162H192V164H194V169L193 170H191V171H193L192 172V174H191V176H187V174L189 173V172H191L190 170H189V172L188 173H184V171H183V165L181 166L180 164H178V163H181V162H178L177 164H176V166H175V164H172V163H170V162H168L167 160H165V159H162L160 162H152L151 161V159L150 160H142L143 162L142 163H140V164H137L138 166H135L134 168H133V170H139L141 173H144V172H148V171H151V170H153V169H155V172H156V170H164V171H167V172H169V176H168V178H167V180H166V184H168V183H173V182H175L173 185H178V183H181L182 185H184V186H186V187H189L190 189H197L198 187H200L201 185H204V184H214V186L216 185V183L217 182H219V181H221V179L218 181V178H219V176L217 177V175H218V173L219 172H223V173H232L233 172V169L235 168V166H237V165H239V163L242 161L241 160V158H240V156H242L240 153L239 154H237V158H234V159H231L229 162H225V165H224V167H214V168H212L211 169V171L208 173V175H206V174H204L203 175V173H202V170L200 171V169H199V161H200V158H202V159H204L203 158V156H205L204 155V152L202 151V150H200L199 148V146H201V144L203 145V143H204V139L206 138V136L205 135H207V134H205V132L206 131H204L203 129H202V123L200 124L201 125V127L200 126H198L197 125V123H191V122H193ZM199 120H200V118H199ZM77 121H75V122H77ZM197 121V120H196ZM94 122V121H93ZM175 122V121H174ZM179 122V121H178ZM199 122H201V121H199ZM244 122V121H243ZM73 123H74V121H73ZM142 123V122H141ZM176 123H174V124H176ZM180 123V122H179ZM228 123V122H227ZM76 124V123H75ZM161 124V123H160ZM178 124V123H177ZM176 124V125H177ZM226 124V123H225ZM67 125V126H66ZM138 125H140V126H138ZM175 125V126H176ZM179 125H181V123L180 124H178V126ZM186 125V124H185ZM183 126V127H186V126ZM205 125V124H204ZM237 125V124H236ZM15 126V125H14ZM109 126V127H108ZM182 126V125H181ZM209 126V125H208ZM220 126V125H219ZM235 126V125H234ZM251 126H252V124H250V123H248L247 122V125H246V127L248 128H251ZM100 127V128H101ZM154 127V129L155 130H152V128ZM174 127V126H173ZM218 127V126H217ZM260 127V126H259ZM13 128V127H12ZM63 128V129H64ZM99 128V127H98ZM176 128H177V126H176ZM179 128H180V126H179ZM253 128H254V126H253ZM10 129V128H9ZM43 129H45V128H43ZM47 129V128H46ZM178 129V128H177ZM180 129H182V128H180ZM179 129V130H180ZM219 129V128H218ZM238 129V128H237ZM56 130H57V128H56ZM87 130H89V129H87ZM139 130V129H138ZM169 130H170V128H169ZM221 130V129H220ZM223 130V129H222ZM12 131V130H11ZM24 131H26V130H24ZM90 131V130H89ZM165 131V130H164ZM261 131L262 132H264V126L262 127V129H261ZM12 132H16V131H12ZM52 132V131H51ZM166 132V131H165ZM180 132H181V130H180ZM203 132V133H202ZM218 132H219V130H218ZM19 133V132H18ZM21 133V132H20ZM63 133V134H62ZM92 133V132H91ZM90 132H88V131H86V132H83V134H84V138L85 137H88V140L89 139H94V136H96V135H92ZM44 134V133H43ZM42 134V135H43ZM47 134V133H46ZM54 134V133H53ZM104 134V133H103ZM211 134H214V132L212 133L211 132ZM263 134V133H262ZM52 135V134H51ZM215 135V134H214ZM45 136V135H44ZM59 136V135H58ZM101 136V135H100ZM104 136H106V135H104ZM103 136V137H104ZM134 135H132V137H133ZM161 136V135H160ZM160 136H158V137H160ZM81 137H83V136H81ZM151 137H154V136H151ZM157 137V138H158ZM209 137V136H208ZM219 137V136H218ZM221 137V136H220ZM262 137V136H261ZM96 138H97V136H96ZM129 138V137H128ZM213 138V137H212ZM231 138H232V136H231ZM239 138V137H238ZM263 138V137H262ZM71 139V140H70ZM103 139V138H102ZM105 139V138H104ZM122 139V138H121ZM177 139H179V138H177ZM209 139H211L210 137H209ZM244 139V138H243ZM77 140V139H76ZM100 139H98V141H99ZM106 140V139H105ZM101 141V142H106V141ZM107 140H108V138H107ZM114 140V139H113ZM159 140V139H158ZM165 140V139H164ZM164 140H163V143H160L159 145L160 146H158L156 143V146H158L159 148L157 149V150H155L156 152H158V153H161V154H164V153H166V155H167V153H168V151H170V152H173L172 150H170V147H168V146H165L164 145ZM180 140V139H179ZM206 140V139H205ZM213 140V139H212ZM226 140V139H225ZM236 140V139H235ZM92 141H94V140H92ZM95 141H97V140H95ZM98 141H97V144H99L98 143ZM119 141V140H118ZM151 141H152V139H151ZM228 141V140H227ZM244 141V140H243ZM263 141V140H262ZM2 142V143H1ZM68 142V143H69ZM72 142V141H71ZM100 142V143H101ZM110 142V141H109ZM112 142V141H111ZM158 142V141H157ZM160 142H162V141H160ZM167 142L168 141H166V144H167ZM179 142H182V141H179ZM209 142V141H208ZM222 142V141H221ZM226 142V141H225ZM245 142V141H244ZM19 143V142H18ZM94 143H96V142H94ZM114 143V142H113ZM129 143V142H128ZM146 143V142H145ZM159 143V142H158ZM233 143V142H232ZM239 143H240V140H239ZM239 143H236L237 144V146H241V145H239ZM70 144V143H69ZM93 144V143H92ZM90 145L89 144V146H92V147H88L87 149L85 148V150L84 151H82V149H84V148H82L81 149V152L79 153V154H75L76 155V158H74V160H76V161H78V162H85V163H83V164H86V168H89V167H92L93 168V170H94V168L95 169H97L98 171H100L101 170V168H103V167H105V166H103L104 164H106L107 163V161L109 162V161H112V162H116V161H120L121 159L120 158H122V156L123 155H125L126 154V152L124 151L126 148V146H125V142L124 141H120L119 143H117V145H116V147L115 148H107V147H104V145L102 146V147H98V146H95L94 144L93 145ZM102 144V143H101ZM168 144H169V142H168ZM174 144H176V143H174ZM111 145H112V143H111ZM113 145H115V144H113ZM207 145V144H206ZM212 146H213V143L211 144ZM248 145V144H247ZM262 145V144H261ZM65 146V145H64ZM68 146V145H67ZM100 146V145H99ZM244 146H245V144H244ZM263 146V145H262ZM66 147V146H65ZM127 147H131V146H127ZM132 147H131V149H132ZM204 147V146H203ZM202 147V148H203ZM246 147V146H245ZM245 147H243V148H245ZM33 148V149H34ZM64 148V147H63ZM76 148V147H75ZM74 148V149H75ZM145 148L146 147H144L143 149L145 150ZM156 148V147H155ZM209 148V147H208ZM232 148H233V146H232ZM239 147H236V145H235V148H233V149H231V144H229V143H227V144H224L223 142L222 143H215V145L212 147V149H211V152H209V154H211L212 156L214 155V156H217L218 154H220V153H226V154H229L230 153V150H236V151H238L237 149H238ZM8 149V148H7ZM73 149V150H74ZM143 149H142V151H143ZM150 149V150H149ZM148 150L150 151V153H151V151L153 152V149L152 148H149ZM152 149V150H151ZM174 149H176V150H174ZM78 150H80V148H78ZM127 150H129V149H127ZM133 150V149H132ZM135 150V151H136ZM147 150V149H146ZM146 150H145V152H142V153H145V154H147V153H149V151L146 153ZM205 150V149H204ZM16 151H17V149H16ZM71 151V150H70ZM69 151V152H70ZM247 151V150H246ZM31 152V153H32ZM68 152V153H69ZM73 152V151H72ZM75 152H76V150H75ZM137 152V151H136ZM169 152V153H170ZM248 152V151H247ZM34 153V154H35ZM77 153V152H76ZM125 153V154H124ZM149 153V154H150ZM153 153H155V152H153ZM176 153V152H175ZM25 154H27V153H25ZM57 154V153H56ZM21 155H23V154H21ZM62 155H64L65 156V154H62ZM66 155H67V153H66ZM155 155V154H154ZM165 155V156H166ZM173 155V154H172ZM175 155V154H174ZM177 155H178V153H177ZM176 155V156H177ZM224 155V154H223ZM57 156V155H56ZM58 156H59V154H58ZM71 156H72V154H71ZM146 156H148V155H146ZM151 156H152V154H151ZM62 157V156H61ZM69 157V156H68ZM126 157V156H125ZM128 157V156H127ZM161 157H163V156H161ZM160 157V158H161ZM167 157V156H166ZM169 157H171V156H168V158ZM208 157V156H207ZM219 157H221V156H219ZM223 157V156H222ZM263 157V156H262ZM32 158H34V157H32ZM40 158V157H39ZM46 158V157H45ZM141 158V157H140ZM228 158V157H227ZM56 159H58V158H56ZM62 160H63V158H61ZM143 159H145V158H143ZM170 159V158H169ZM172 159V158H171ZM217 159V158H216ZM226 159V158H225ZM62 160H61V162H62ZM69 161H70V159H68ZM72 160V159H71ZM131 160V159H130ZM222 160V159H221ZM249 160V159H248ZM47 161V160H46ZM65 161H67V160H65ZM75 161V163H77ZM159 161V160H158ZM204 161V160H203ZM208 161H210V160H208ZM213 161V160H212ZM244 161V160H243ZM250 161V160H249ZM257 161V160H256ZM106 162V163H105ZM140 162V161H139ZM175 162H176V160H175ZM214 162V161H213ZM224 162V161H223ZM17 163H20V165L19 164H17ZM38 163H39V161H38ZM59 163V164H58ZM136 163V162H135ZM134 163V164H135ZM138 163V162H137ZM188 163V162H187ZM242 163V162H241ZM253 163V162H252ZM15 164H16V166L17 167H19L20 169H22V170H18V168H17V171L15 170V168H14V166H15ZM21 164H22V166L23 167H20L21 166ZM37 164V163H36ZM109 164V166H111V167H113L110 163H108ZM113 164H115V163H113ZM118 164V163H117ZM191 164V163H190ZM208 164V163H207ZM214 164V163H213ZM222 164V163H221ZM264 164V163H263ZM65 164H64V166H66ZM200 165H202V163L200 162ZM206 165V164H205ZM243 165V164H242ZM15 166V167H16ZM61 166H63V165H61ZM77 166H78V164H77ZM81 166V165H80ZM102 166V167H101ZM119 166V165H118ZM117 166V167H118ZM134 166V165H133ZM181 166V167H180ZM189 166H192V165H187V167L189 168ZM203 166V165H202ZM210 166V165H209ZM217 166V165H216ZM251 166V165H250ZM254 167H256L255 165H253ZM258 166V165H257ZM101 167V168H100ZM116 167V166H115ZM121 167H122V165H121ZM243 167H244V165H243ZM248 167V166H247ZM82 168V167H81ZM85 168V167H84ZM98 168H100V169H98ZM120 168V167H119ZM201 168H203V167H201ZM245 168V167H244ZM258 168V167H257ZM64 169V168H63ZM105 169H106V167H105ZM192 169V168H191ZM241 169V168H240ZM254 169V170H253ZM53 171V174H52V178L49 180V182H47V183H41L40 182V180H39V178L41 177L40 176V173L41 172H43V171ZM60 170V169H59ZM92 170V172L94 173V172H96V176L93 174V176L91 177V181H90V183H93L94 184V186H99V187H101V188H106L107 189V187H109V180L105 177H98L97 178V171L95 170V171H93ZM176 170V171H175ZM186 171H187V168L185 169ZM210 170V169H209ZM249 170V169H248ZM260 170V169H259ZM258 170V172H260ZM262 170V169H261ZM79 171V170H78ZM90 171H91V169H90ZM129 171V170H128ZM23 172H21L22 173V175H23ZM104 172V171H103ZM152 172H154V171H152ZM247 172V175H249V177H251V178H253V179H255V178H257L258 176H260V178H262V176L264 175V171H261V173L258 175V173H256L257 175H255V173L254 172H257V170L255 169V168H252L251 170H249V171H246ZM52 173V172H51ZM50 173V174H51ZM128 173V172H127ZM206 173V172H205ZM47 174V173H46ZM79 174V175H78ZM98 174H99V172H98ZM126 174V173H125ZM130 174H132L131 172L128 174V176H127V178H123V175H122V177H120L119 176V178H118V180H117V182H116V185H114L115 186V190L118 192V187H119V183L122 181V180H124V184H125V179L126 180H132L133 181V178L131 179V175ZM165 174V173H164ZM168 174V173H167ZM186 174V175H185ZM246 174V173H245ZM244 174V175H245ZM18 175V174H17ZM16 175V176H17ZM21 175V174H20ZM100 176L102 175V173L101 174H99ZM158 175V174H157ZM184 175H185V177H184ZM227 175V174H226ZM239 175V174H238ZM11 176V177H12ZM16 176H13V177H16ZM89 176V177H88ZM126 176V175H125ZM156 176V175H155ZM155 176H152V178L157 182V181H159L161 178H158V177H155ZM232 176V175H231ZM233 176H235V175H233ZM241 176H242V173H241ZM43 177V176H42ZM108 177V176H107ZM160 177V176H159ZM162 177V176H161ZM5 178H7V177H5ZM20 178V177H19ZM46 178H47V176H46ZM117 178V177H116ZM134 178H136V177H134ZM139 178V177H138ZM138 178H136L137 180H138ZM151 178V177H150ZM239 178V177H238ZM242 178H243V176H242ZM9 179L10 178H8V181H9ZM26 179V178H25ZM43 179V178H42ZM112 179V178H111ZM164 179V178H163ZM250 179V178H249ZM263 180H264V178H262ZM12 180H13V178H12ZM17 180H19V179H17ZM79 180H80V178H79ZM82 180V179H81ZM88 180V179H87ZM240 180H241V178H240ZM4 181H6V180H4ZM7 181V182H8ZM48 181V180H47ZM116 181V180H115ZM161 181V180H160ZM225 181V180H224ZM15 182V181H14ZM14 182H12V183H14ZM83 182V181H82ZM130 182V181H129ZM232 182H233V180H232ZM238 182V181H237ZM253 182V181H252ZM19 183H22V181H20ZM19 183H18V185H19ZM135 183H136V181H135ZM226 183H227V181H226ZM235 183H236V181H235ZM234 183V184H235ZM7 183H5V185H6ZM10 184V183H9ZM84 184V183H83ZM115 184V183H114ZM121 184V183H120ZM130 184V183H129ZM164 184H165V182H164ZM165 184V185H166ZM220 184V183H219ZM223 184V183H222ZM222 184H220V185H222ZM229 184L231 185V182H229ZM12 185V184H11ZM17 185V187H16V185L14 186V187H16L13 191L15 192H22V190H24L23 188V186H25V184L23 183V186L20 184L19 186ZM155 185H156V183H155ZM154 184H153V180H141L140 182L138 181L136 184H135V190L137 191V192H143L144 190H149L150 192H151V194H155L153 191H152V189H154L155 187H158V186H155ZM219 185V186H220ZM228 185V184H227ZM229 185V186H230ZM8 186V185H7ZM13 186V185H12ZM168 186V185H167ZM166 186V187H167ZM171 186V185H170ZM180 186V188H183L181 185H179ZM213 186V187H214ZM226 186V185H225ZM232 186V185H231ZM111 187V186H110ZM161 187V186H160ZM217 187V186H216ZM7 188H9V187H7ZM64 188H66V189H68V191L67 192H63L62 191V189L64 190ZM91 188V187H90ZM122 188V187H121ZM124 188V187H123ZM131 188V187H130ZM164 188V187H163ZM170 188V187H169ZM168 188V189H169ZM176 188V187H175ZM174 188V189H175ZM220 188H222V187H220ZM54 189H58V191L59 192H61L62 191V195L60 196V198L57 200V201H59V204L58 205H60V206H58L57 208L55 207V211H54V214H53V212H52V210H51V208H54V207H51L50 208V206L48 205L49 203H51V201L50 200H53V198L52 199H50V200H47L48 198H49V195H50V192H49V190H51L52 191V193H53V191H54ZM92 189V188H91ZM105 189V190H106ZM112 189V188H111ZM173 189V188H172ZM200 189H201V187L199 188V190L198 191H200ZM203 189H205L206 190V188H204V186H203ZM211 189V188H210ZM214 189V188H213ZM90 190V189H89ZM99 190H102V189H99ZM114 190V189H113ZM122 190V189H121ZM187 190V189H186ZM217 189H215L214 191H216ZM222 190V189H221ZM220 190V191H221ZM226 190V189H225ZM229 190V189H228ZM227 190V191H228ZM242 190H248L247 192H249L250 193V195H251V193H253L252 194V196H250V195H247V199H245V201L243 200V199H241V200H243V201H241L239 198L237 199V197H238V195L239 196H242V194L240 195L239 194V192L241 193L242 192ZM85 191V190H84ZM87 191V190H86ZM193 191V190H192ZM220 191H219V193H220ZM224 191V190H223ZM14 192H12V193H14ZM93 192V191H92ZM129 190H128V194H129ZM134 192V191H133ZM149 192V193H150ZM172 192V191H171ZM207 192V191H206ZM87 195H90L91 194V192H85ZM108 193V192H107ZM116 193V192H115ZM124 193V192H123ZM132 193V192H131ZM183 193V192H182ZM201 193V192H200ZM214 193V192H213ZM222 193V192H221ZM220 193V194H221ZM248 193V194H249ZM16 194V193H15ZM21 194V193H20ZM100 194V193H99ZM117 194V193H116ZM134 194H136V192L134 193ZM139 194V193H138ZM142 194V193H141ZM148 194V193H147ZM171 194V193H170ZM179 194H180V192H179ZM196 194V193H195ZM4 195V194H3ZM23 195V194H22ZM58 195H60V194H58ZM81 195V194H80ZM84 195V194H83ZM94 195V194H93ZM93 195L91 194V196L93 197ZM105 195V194H104ZM107 195V194H106ZM125 195V194H124ZM190 195H191V193H190ZM189 194L187 195V196H190ZM14 196V195H13ZM50 196H52V195H50ZM55 195H53V197H54ZM91 196H87V198L89 197H91ZM96 196H97V194H96ZM107 196H110V193L107 195ZM114 196V195H113ZM148 196V195H147ZM147 196H145V197H147ZM151 196V195H150ZM149 196V197H150ZM175 196V197H174ZM180 196V195H179ZM193 196H194V194H193ZM81 197V196H80ZM85 197V196H84ZM102 197V196H101ZM115 197V196H114ZM118 197V196H117ZM184 198H186V195H184L183 196ZM208 197H211L210 198V200L208 201ZM244 197V196H243ZM17 198V197H16ZM155 198V199H154ZM181 198H182V195H181ZM7 199V198H6ZM95 199V198H94ZM94 199H93V202H94ZM104 199V198H103ZM106 199H107V197H106ZM110 199V198H109ZM126 199H127V196H126ZM77 200V199H76ZM92 199L90 198V202H92L91 201ZM108 200V199H107ZM120 200V199H119ZM238 200V201H237ZM37 201H38V199H37ZM36 201V202H37ZM81 201H82V199H81ZM87 201V200H86ZM97 201V200H96ZM103 201V200H102ZM120 201H122V198H121V200ZM240 201V202H239ZM17 202V201H16ZM21 202V201H20ZM39 202H37V204L39 203ZM93 202H92V205H93ZM104 202V204L106 205V203H105V201H103ZM173 202V201H172ZM171 201H170V203H172ZM184 202V201H183ZM189 202H192V203H190L189 204ZM86 203V202H85ZM89 202H87V205H89L88 204ZM113 203H114V201H113ZM43 204V205H44ZM54 204V203H53ZM57 204V203H56ZM80 204V203H79ZM101 204V203H100ZM103 204V203H102ZM115 204V203H114ZM117 204H118V202H117ZM173 204L175 205V203L173 202ZM178 204H179V202H178ZM195 204H196V202H195ZM198 204V203H197ZM19 205V204H18ZM22 205H23V203H22ZM91 205V204H90ZM89 205V206H90ZM105 205H104V207H105ZM121 205V204H120ZM126 205V204H125ZM213 205H217V208H220V209H218L219 211H220V213H217V211H216V213H215V216L213 215V214H211L212 216H214V218L212 219V220H210L211 222H213V224H214V227L211 229V231H210V233H208V236H206L205 234V237L206 238H204L203 236L204 235H202L201 234V236L206 240L207 238H208V240H210V239H213L214 241L216 240V245H213V247L211 246V244L210 245H208V246H211V249L207 246V241H205V243H206V245H205V243H203V242H201L200 241V247H203L202 246V244H204L205 246H207L208 247V249H207V247H206V249L205 248H200L198 245H195L196 243H198L199 244V240H197V242L194 244V240L193 241H191L190 240V235H189V237H187L188 235H187V233H190L191 234V232H193L194 233V231H198V229H200L202 226H203V228H205L206 229V225L208 224H210L211 222H209V217H207V215H209L211 212H210V209L209 208H211V207H213V210L215 211V210H217V209H214L215 207L213 206ZM26 206H28V205H26ZM57 206V205H56ZM107 206V205H106ZM111 206V205H110ZM173 206V205H172ZM21 207V206H20ZM20 207H18L19 209H20ZM23 207V206H22ZM42 207V206H41ZM78 207V206H77ZM82 207V206H81ZM81 207H78V208H81ZM86 207H88V206H86ZM95 207V206H94ZM175 207V208H176ZM26 208V207H25ZM29 208H30V205H29ZM91 208V207H90ZM93 208V207H92ZM107 208H109L108 206H107ZM111 208V207H110ZM162 208V207H161ZM23 209V208H22ZM21 209V210H22ZM34 209V208H33ZM73 209H75V208H73ZM88 209V208H87ZM115 208H113V210H114ZM168 209V208H167ZM207 209L209 210V211H207ZM25 210V209H24ZM23 210V211H24ZM30 210V209H29ZM38 210H40L39 209V206H38ZM38 210H35V212L36 211H38ZM86 210V209H85ZM91 210V209H90ZM112 210V209H111ZM169 210H171V209H169ZM168 210V211H169ZM242 210V213H243V216L241 217V214L239 213L240 211ZM50 211L52 212V214H53V216L50 218L52 221H53V219L52 218H54L55 216L58 218H60V220L62 219V223H63V220L64 219H67V221L65 222L66 223V225H65V223H64V225H65V227H68L69 229H67V230H70V231H66V230H64V226L62 225V223H61V226H63V227H60V228H63V230L62 229H60L59 228V226H57V225H55V223L56 224H59L60 222V220L59 219H57V218H54V219H57L56 221L58 222H48L50 219H49V217H48V215L50 214ZM81 211H82V209H81ZM87 211H89V210H87ZM93 211V210H92ZM108 211H109V209H108ZM157 211H159V210H157ZM167 211V212H168ZM110 212V211H109ZM207 212L209 213V214H207ZM213 212V211H212ZM230 212H233L232 214L230 213ZM3 213H5L4 215H3ZM28 213V212H27ZM80 215H79V214ZM30 214V213H29ZM37 214H38V212H37ZM85 214H86V212H85ZM239 214H240V216H239ZM32 215L34 216L35 214H34V212L33 213H31V216L30 215H28L29 217H32ZM108 215V214H107ZM106 215V216H107ZM153 215H155V214H153ZM211 215H210V217H211ZM26 216H27V214H26ZM85 216V215H84ZM163 216V215H162ZM170 215H168V217H169ZM197 216V215H196ZM200 216V217H201ZM85 217H87V216H85ZM89 217V216H88ZM125 217L122 219L121 218V220L124 222V221H126V219H125ZM195 217V216H194ZM36 218V219H37ZM42 218V219H41ZM46 218H48V219H46ZM104 218H109V216H107V217H105L104 216ZM154 218H157V217H154ZM191 218V219H192ZM25 219V220H24ZM132 219V218H131ZM131 219H129V220H131ZM33 220H34V217H33ZM37 220H39V219H37ZM59 220V221H58ZM84 220L85 221H87L88 222V224H87V222L85 223L84 222ZM106 221H108L107 219H105ZM105 220H104V222H105ZM134 220V218L132 219V221ZM165 220H166V217H165ZM36 221V220H35ZM108 221V222H109ZM148 221V220H147ZM25 222V223H24ZM40 222V221H39ZM129 222V224H130V221H127V223ZM142 222V221H141ZM183 222V221H182ZM209 222V223H208ZM98 223V225H95V224H97ZM127 223H125L126 225H128ZM132 223V222H131ZM134 223V222H133ZM133 223H132V226H133ZM135 223H137L136 221H135ZM140 223V222H139ZM162 223V222H161ZM143 224V223H142ZM151 224V223H150ZM155 224V223H154ZM27 225V224H26ZM125 225V226H126ZM207 225V226H208ZM221 225V226H220ZM224 225V227L225 228H223L222 226ZM125 226H123L124 228H126ZM131 226V225H130ZM136 226V225H135ZM147 226V225H146ZM211 227V226H210ZM219 227V228H218ZM222 227V228H221ZM128 228H130V227H128ZM20 229V230H19ZM72 229H78V230H72ZM16 230H18V231H16ZM124 230V229H123ZM133 230V229H132ZM176 230H178L179 232H180V235L182 236V237H179L178 236V234H177V232H176ZM202 230V229H201ZM201 230H199L198 232H201ZM21 231H23V233H20ZM3 232H5L6 233V231H3ZM30 232H32V234H34V235H32V239L30 240L29 238L31 237L30 236ZM120 232H123V231H120ZM134 232V231H133ZM168 232V234L166 235V233ZM203 232H205L204 231V229H203ZM208 232V231H207ZM8 233V232H7ZM125 233V232H124ZM127 233V232H126ZM53 234H56L55 236H57V237H55V236H53V237H55V238H53L52 237V235ZM93 234V233H92ZM121 234V233H120ZM123 234V233H122ZM199 234V233H198ZM2 235V236H1ZM1 239H0V243H1V240L2 241H5V240H9L10 239V241L9 242H11V239L12 238H10V237H12L11 235H9V234H7V236H10L9 238H6L5 236L3 237V233H1ZM4 235H6V234H4ZM20 235H21V237H20ZM37 235V236H36ZM80 235H82V234H80ZM80 235H78V236H80ZM91 235V234H90ZM94 235V234H93ZM196 235V234H195ZM50 236L53 238H50ZM77 235H75L74 237H76ZM83 236V235H82ZM134 236V235H133ZM2 237L3 238H6L5 240H3L2 239ZM47 237V238H46ZM90 237H92V236H90ZM128 237H129V235H128ZM135 237V238H136ZM185 237H187V238H185ZM16 238H18V239H16ZM79 238V237H78ZM93 238V237H92ZM131 238H132V236H131ZM195 238H197L196 236H195ZM33 239V241L35 242V240ZM138 239V238H137ZM139 239V240H140ZM149 239V238H148ZM192 239V238H191ZM202 239V238H201ZM7 240V241H8ZM78 240V239H77ZM81 240V238H79V241ZM150 240V239H149ZM188 240H190L191 242H189ZM212 240V241H213ZM13 241V240H12ZM37 242V244H38V241L39 240H36ZM76 241V242H75ZM91 241V240H90ZM94 241V240H93ZM18 242V243H17ZM130 242H132V241H130ZM134 242H135V239H134V241L132 242L133 244H134ZM137 242H136V244H137ZM49 243L51 244V246L49 245ZM84 243V242H83ZM193 243V244H192ZM202 243V244H201ZM4 244V243H3ZM2 243H1V246L3 247V246H5V245H3ZM5 244H8V243H6L5 242ZM14 244H12V246L10 245V243H9V245H10V247H13V245ZM31 244V243H30ZM35 244V243H34ZM33 244V245H34ZM36 244V245H37ZM42 244H40L41 246H42ZM141 244V245H140ZM171 245V244H173L174 246H175V248H171V249H169V247H168V245ZM233 244V243H232ZM29 247H30V245L29 244H27ZM26 245V246H27ZM36 245H34V246H36ZM82 245H84V244H82ZM88 245V244H87ZM91 245V244H90ZM89 245V246H90ZM169 245V246H170ZM173 245H172V247H173ZM231 245V244H230ZM0 246V247H1ZM7 246V245H6ZM5 246V247H6ZM15 246V245H14ZM22 245L19 247V246H17L16 248H21V247H23ZM28 246H27V248H28ZM32 246V245H31ZM229 246V245H228ZM227 246V247H228ZM2 247H1V249H2ZM37 247H38V245H37ZM36 247V248H37ZM16 248L14 247V249L13 250H11V248H9V247H7V250H6V248H3L2 250L3 251H0V254H3L2 252H4L5 250L6 251H9L10 253H8V252H4V255L7 253V255L9 254V256H11L12 258H10L9 256H5V257H3V256H1L0 255V264H71L72 262H71V260L69 261V260H64L63 258H65V256L63 257V258H61L59 255L61 254L62 255V252L61 253H56V254H58L56 257L55 256H51V254H50V256L48 257L47 256V258L45 257V255L46 254H43V255H41L42 253H44V251L42 252V250H41V252L42 253H40V257L42 258V256L43 257H45V259H43V260H41V261H39L38 262V259H40V257L37 259V261H35L34 262V260L35 259H30L31 257H26L25 256V254H22V253H20L19 252V250H18V252H16L17 250H16ZM24 248V247H23ZM26 248V247H25ZM24 248V249H25ZM52 248V247H51ZM91 248H92V246H91ZM230 248V247H229ZM0 249V250H1ZM22 249V248H21ZM30 249V248H29ZM53 249V248H52ZM81 248H79V250H80ZM85 249H86V247H85ZM90 249V248H89ZM16 250V251H15ZM30 250H32L33 251V253H34V250H33V247L30 249ZM39 250V249H38ZM38 250H36V251H38ZM54 250V249H53ZM52 250V251H53ZM83 250V249H82ZM226 250H228V249H226ZM13 251H15L16 253H13ZM28 251V250H27ZM27 251L25 252V250L23 251V252H25V253H27ZM31 251V252H32ZM48 251V250H47ZM85 251V250H84ZM92 251H93V249H92ZM229 251V250H228ZM227 251V252H228ZM28 252H30V251H28ZM49 252V251H48ZM51 252V251H50ZM55 252H57V251H55ZM222 252V251H221ZM224 252V251H223ZM223 252H222V254H223ZM226 252V253H227ZM39 253V252H38ZM37 253V254H38ZM64 253V252H63ZM75 253V252H74ZM88 253V252H87ZM11 254V255H10ZM48 254V255H49ZM55 253H52V255H54ZM67 254V253H66ZM65 254V255H66ZM219 254H221V253H218V255ZM230 254V255H231ZM24 255V256H23ZM28 255H30V254H28ZM33 255V254H32ZM75 255V254H74ZM73 255V256H74ZM34 256H36V254L34 255ZM34 256H33V258H34ZM72 256V257H73ZM111 256V257H110ZM225 256H227V255H225ZM75 257H77V256H75ZM74 257V258H75ZM68 258H71L70 256L68 257ZM79 258V257H78ZM222 258H221V260H222ZM77 260V259H76ZM216 260H218V261H220V262H217ZM71 262V263H70ZM227 262V263H226ZM113 263H114V261H113ZM223 264V263H222Z\"/></svg>","mask_w":264,"mask_h":264}]
</instances>
